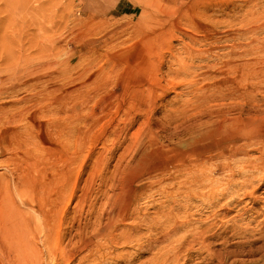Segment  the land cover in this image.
<instances>
[{"label":"rangeland","instance_id":"rangeland-1","mask_svg":"<svg viewBox=\"0 0 264 264\" xmlns=\"http://www.w3.org/2000/svg\"><path fill=\"white\" fill-rule=\"evenodd\" d=\"M188 1L189 0H0V191H1L0 196L3 197L5 194L7 195V197L2 198V199L5 198L4 199L5 201L3 202V204H8V202L10 200L12 206H14V210L17 212L15 214V216H18L20 218V226H21L20 228L22 229L21 239L23 240V242L21 240V243L19 244V245H21L20 246L21 248L16 247V250L18 248L21 249L24 254L26 253V256H27L29 254L27 251L24 252L25 249L32 250V251L35 249V251L36 252L38 251L37 253H39L38 255H40V257H41V258L39 257L40 258L39 264H53L52 260H53L54 256L55 255L58 256L61 254V253H59L60 252L59 249L61 250L62 246H65L67 244L70 235L77 233L79 231L80 227H81V229H84V226H83L84 223L86 226L85 228H88L89 230H91L90 225H92L91 220L93 219V217L90 216L91 215L90 210H91V207L93 205L90 208L86 205L84 207L85 209H83L82 211L79 212V214L76 217L77 220L75 219V221H78V218H80L81 221L80 220L79 221L80 222L84 221V222L83 223L79 222L80 223L79 226H77V222H75L74 226L72 228L66 226V225H68V223H67V221H65V218H67V217L69 218L75 214V212H73L74 211L73 207H74V204L76 201L75 198L71 200L72 204L70 203V206L66 205V201H64L63 204L62 203L60 204L59 202H57L56 205H53V206L48 205V207L45 208L44 211L39 208V206L41 204L44 205L47 203V200L43 199V197H42V195L46 196V193H44L42 189H43V186L45 188V186L49 182V179L54 175L53 174V166L56 165V167L58 168L60 165L63 164V162L60 159L59 160L61 162H57V163L54 162V159H56V156L60 157L59 156L61 154L60 150H83L82 151L83 152L82 159L77 164V167H79V165H80L81 173H82V174L79 173V181L78 182L80 185L78 183H77V185L82 187L83 183H85L86 179H88V187L90 188L89 190L91 192V200L93 199V194H94V197H95L94 201H97L96 208H97V206H99L98 209L100 210V206H101V208L103 206H105L104 204H105V197H106L105 195L102 194V191L104 188L103 189H101V188L105 186V183L102 181L101 177L105 174L110 175L112 172H114L115 167L118 166L115 164L118 160L117 154H119V152H121V150H133V149L135 150V145L133 144L135 142L131 143L133 138H134L133 141L136 140L135 138L140 139V137L144 133L141 136H139V135L145 131H147L146 133H148L147 135H149L150 130L148 131L147 128L151 127V131H153L155 134L157 133L159 135L158 137L161 140H165V142L169 143L170 145H176V144L183 143L184 141L189 140L190 135L187 132L183 131L182 129H180L181 131L179 130V132L177 134H173V132H174L173 128L174 127H173V121L171 120L172 115H178L176 117V119L179 118V119H183V120H184V118L186 120V118L188 119L190 117V119L194 120L193 125L196 128H200L203 125V124L200 125L201 123H209L208 121H211V119L212 120L215 119V116H213V115L215 114V112L217 110H220V109L226 110L229 106L230 107L234 106V108H237L236 106H241V104H244V106L246 108H250V106H252L253 104H255V103L258 104V102L259 103L262 102V99H264V97H262V96H264V91H262V90H264V73L261 72V71H264V70H262V69H264V66H262V65H264V0H199V3H198V0H193V1L190 0V2H188ZM189 3H190V5L193 4L191 6H194L195 9H197V8L199 9L198 10L199 13H197L195 19H197V20L199 19L201 23L204 22V24L205 23L208 24L207 29L203 28L202 26H200L198 24H196L197 26L193 25L191 27V24L189 25V23H186L187 15L183 13V10H182V14H181L179 12L178 8L179 7H190ZM172 7L174 8L173 12H171V11H169V9H167V8L173 9ZM162 8H165L164 9L165 11L162 10ZM204 9H205V11H204ZM201 10H203L204 14L200 13ZM181 15H182V18L184 20L181 18ZM200 15L201 16L204 15V16H202L203 20H202ZM173 19L180 20V22L183 20V22H185V23L181 22V24H183L182 25L183 27L180 24L179 28L175 29L174 26L171 24ZM205 20H207L208 22H206ZM251 25H253V26H251ZM189 26H190V29H189ZM248 27L249 28L255 27V28H254V30L252 29L253 31L251 30L249 32L248 30H250L251 28L248 29ZM180 28H182V29H180ZM202 28L204 31L205 30L206 31L203 32ZM162 29H164V30H162ZM170 29L172 30V32L168 31ZM179 29L183 30V31L179 32L180 31ZM208 29H209V31H208ZM176 30H177L178 34H177V32H175ZM210 31H212V32L210 33ZM174 32H175V36H174ZM188 32H191V33H188ZM241 32L242 33L244 32L243 33L244 36L242 35ZM185 33H187V35ZM206 33H209V35L208 34L206 35ZM191 34H192V37H188V36H191ZM164 38H166V39L164 40ZM191 38H193V40ZM208 39H209V41H211V42L214 41V42H212V43L210 42V44H211L210 45ZM187 40L189 41V43ZM215 40H216V42H215ZM194 41H195V43H194ZM199 41H202V42L200 43ZM197 42L200 43L199 44L200 48H198ZM144 43L154 47L156 50V54H158V55L154 56L153 55L154 53L152 54L151 52H149ZM190 43H192L193 45L192 44H191L192 46L189 45L191 47H190V49H187V48H189L188 44H190ZM242 43H244V44H242ZM195 44H196V46H195ZM250 44L251 45L253 44L256 47L254 48V46L252 47ZM201 45L203 47H201ZM183 46L184 47L187 46V47L184 48ZM183 48L185 49V52L182 53ZM251 48L254 52L256 50L255 54L253 53L252 50H250ZM172 49L175 51H173ZM186 49L188 51H191L190 55H192V56H188L189 53H187ZM246 49H249L253 55L250 53L249 50H246ZM139 50L142 51V53H141L142 55L141 54L139 55V57H140L139 59H135L134 56L137 55L138 53H140ZM198 50L200 52H198ZM192 51H194V52H192ZM201 51L203 52V55H205L204 53H206L208 58H207V56H202ZM248 51L252 56H249ZM236 52L239 55L242 54L240 56V58L238 57L239 55ZM245 52H246V54L248 53V55H245ZM172 53H174V54H172ZM199 53H201V54H199ZM233 53H235V54H233ZM183 54L184 55L188 54V55L183 56ZM193 54H194V56H193ZM173 55L175 58L173 57ZM221 55H224V56H222V58H221L220 57ZM229 55H232V58H230L231 56H229ZM197 56H198V58H197ZM199 56L203 57L204 63L201 60L202 57L199 58ZM225 56H227L229 58H227V57L225 58ZM254 56L256 59L253 58ZM217 57H219V59ZM223 57H224V59H223ZM141 58H143V59L141 60ZM160 58H161V60H160ZM205 58L207 59V62H206ZM235 58H237V59H235ZM148 59H149V64L147 65L146 62L148 61ZM183 59H185L184 62H183ZM199 59L201 60V62L199 61ZM226 59L227 60L229 59V60L227 61ZM260 59L262 60V62H260L261 61ZM246 60L249 61V63L247 62L248 63L247 65L245 62ZM258 60H260V61H258ZM107 61H110V62H107ZM223 61H224V63H223ZM239 61H242V62L244 61L243 62V63H245L244 66L246 65L248 68H246V66L244 67L243 63L239 62ZM254 61L255 62L257 61L256 64ZM176 62H178V65ZM213 62H215V63H213ZM221 62H222V64H220ZM127 63L128 64L131 63V65L128 66ZM233 63L238 64V66L237 65L234 66ZM117 64H118V66H116ZM126 64H127V66H126ZM145 64H146L147 68L145 67ZM231 64L233 65V66H231V68L227 66V65H231ZM253 64H254V66L252 67ZM110 65L112 67H110ZM179 65H181V66H179ZM249 65H251V66L249 67ZM105 66H106V68H107V66H109V69L113 68L112 69L113 71L109 70L108 68L106 69ZM131 66L133 67L132 69L130 68ZM151 66H152V69H151ZM153 66H154V68H153ZM207 66H209V67L207 68ZM127 67H129V69H131V70H134V69L137 70L138 69L137 70L138 73L141 71H143L142 73H144V74H146L148 71H150V72L155 71V73H156V71H157L158 76L162 73L163 75L161 74L162 77H160V78H162V84H163V80L165 77H166L165 80L168 78L169 81H168V79L166 81L164 80V84L162 85L160 90L158 89V91H161V90L166 91L167 90L166 92L161 91L165 95L163 93H160L162 95H159V92L157 91L159 98H157V99L153 98V99H151L152 102H150L151 100L150 101L148 100L150 97L147 99V97H148L147 92L148 91H147V87L145 88V86H147L146 84H144V85L140 84L141 86L138 85L137 88L133 87V89H131L129 86H126L125 88H123V86L120 85L121 84L120 79L123 75H125L124 72L126 70L127 71L129 70ZM143 67H145V69H143ZM155 67L158 68V70ZM169 67H171V68H169ZM224 67H226V68H224ZM235 67H237L236 70L229 73V71L230 70L232 71L233 70L232 68H235ZM177 68L179 70L178 71L179 73L174 72V71H176ZM171 69H172V71H171ZM246 69H247L248 73L244 72L247 74L245 77L244 76L245 74L242 71H244V70L246 71ZM248 69L251 70V73L254 70H255L254 71L255 73L258 72V74H257L258 76H260V74H261V76L257 79H261L262 81L261 80L260 81L262 83H260V81L256 79L257 80V81H255L256 86L251 88L252 87L251 81L253 79H251L252 75L250 74ZM108 70H109V72H108ZM114 70H115V72H114ZM116 70L118 73H116ZM256 70H258V71H256ZM106 72H107V74H106ZM240 72H242V73H240ZM115 73H116V75H115ZM122 73H124V74H122ZM185 73H188V75H189V73H191L188 76V78H186L189 81H186L184 79V82L186 81L185 84H183V82L181 84V79H182L181 76L184 78ZM192 73L194 76L192 75ZM111 74H113V75H111ZM207 74H208V76H207ZM213 74H215V76ZM241 75H242V77L243 76L244 77L242 78ZM257 75L255 74V78L257 77ZM108 76L110 77L109 79H108ZM247 76H249V77H247ZM191 77L194 78L193 80H195V81H193L191 79ZM212 77L214 79H212ZM101 78L103 80H100ZM113 78L115 81L114 80L112 81ZM118 78H120V79H118ZM241 78H242V81L245 78V80H244L245 82L244 81L243 82L238 81V79L241 80ZM221 79H227V80L224 81L222 84H219V88L214 87L215 86L214 83H217ZM177 80L180 81L181 85L179 84V81H177ZM103 81H106V83L107 82L108 83L107 84L105 82L102 83ZM175 81H176V83H175ZM192 82H195V83H192ZM240 82H242V83H240ZM99 83H101L100 84L101 86L97 87L99 85ZM169 83H170V85H169ZM227 83H228V85L230 84L231 86H228ZM104 84H106L107 87H106V85L104 86ZM109 84H111V85H109ZM112 84L114 85L113 87H112ZM174 84L175 85L177 84V85L175 86ZM193 84H195L197 86V89H196V86L193 87ZM239 84H241V85L239 86ZM249 84H250V86H249ZM259 84H260V86H258ZM164 85L167 86L169 89L168 88L164 89V87H165ZM226 85H227V87H226ZM237 85H238V87H237ZM27 86H29V87L26 88ZM94 86L97 87L96 88L97 91L95 90ZM171 86H174V88L172 87V89H171L170 88ZM198 86H202V87L200 89H198ZM78 87H80V88L78 89ZM102 87H104L103 88L104 90L102 89ZM141 87H143V88H141ZM221 87H222V89L223 88H225V89L229 88V91L232 89L233 90H232V92H229V91H227L228 89L222 90ZM233 87H235V90ZM243 87H244V89H243ZM25 88H26V90H25ZM202 88H204V89L202 90ZM107 89L112 92V93L110 92L112 95L115 94L114 92H116V94H115L116 97L114 98V95H113L112 100L110 98V96L112 97V95L109 93V91ZM121 89H123V90H121ZM143 89H144V91H143ZM209 89H211V90L209 91ZM212 89H213V91H212ZM253 89L255 91H253ZM34 90H36V91H34ZM116 90H118V91H116ZM125 90H127V91H125ZM135 90L137 91V93H139V98L137 100H135L136 103L134 102L135 104L138 105V106H136L137 110H135L137 112L136 113L137 115L134 118V116H133L134 114H132V113H134V110H130L129 114L125 113L124 111L127 108H129L127 102L129 101V98H131V96H132L131 94L133 92H135ZM204 90H206L208 93H206V91H204ZM251 90L253 91V93H255V92L257 93V94L255 93V97L253 96V94H251ZM40 91H41V93H39ZM128 91H129V93L131 91L132 92L130 94H128ZM247 91L250 93H247ZM61 92H63L64 94H65V92H68V95L70 96V97H68V95H67V100L64 102V105H62V107L56 108L55 106H52L51 104H49V103H51V100L53 101V99H55L56 96H58ZM99 92H100V94H99ZM102 92L103 93L106 92L107 94H110V96L108 95L109 96L108 97L107 95H105L106 93L103 94ZM144 92H146V93L144 94ZM214 92H215V94H214ZM222 92H223V94H222ZM226 92L228 95L226 94ZM236 92L237 93L239 92V95ZM95 93H96V95H95ZM197 93H199V94H197ZM230 93H234V94L231 95ZM126 94H127V96L129 95L128 96L129 98L126 96ZM141 94H143V95L141 96ZM210 94H212V95H210ZM213 94H214V96H213ZM218 94H220L219 96L222 97L223 99L220 98L218 96ZM224 94H226L227 98L228 99L230 98V99L228 100ZM54 95H56V96H54ZM243 95H245V96H243ZM258 95L259 96L262 95V96H260V98H259ZM208 96H211V98ZM160 97H161V99H160ZM8 98H10V99H8ZM41 98H42L44 103H42ZM205 98L209 103L206 101V102H203V104L201 105L202 101L205 100ZM75 99H80L82 102V105H83V109L82 108L79 109V110H81L80 112H82V110H83V113H80L79 118H78L80 121L78 119L76 120L75 118H73L75 120L74 121L72 119L73 111H69V109H68L71 107V104H72L73 100H75ZM93 99H95L96 102ZM103 99H105L107 101L110 100L109 102H112V104H111L110 110L107 109V113L101 114L100 101H102ZM146 99H147V102H145ZM224 99H225V101H224ZM259 99H261V100H259ZM98 100H100V101L97 102ZM233 100H235V101H233ZM244 100L246 102H244ZM252 100H254V101H252ZM255 100H257V101H255ZM32 101H34V103H32ZM35 101L36 102L38 101V102L36 103ZM130 101H132V100H130ZM142 101L145 102V104L148 103L149 106L154 105L157 102H159V103H157L159 106L155 105V107L153 109L154 113L150 114V112L152 111V110H150L151 107L149 108V110H148V108L146 109V106H148V105H145ZM213 101H215L217 104H215V102L213 103ZM228 101H230V102H228ZM247 101H249V102H247ZM46 102H48V103H46ZM138 102H140V103H138ZM221 102H222V104L225 103L226 105H222ZM84 103H85V105H84ZM96 103L98 106L96 105ZM150 103H154V104H150ZM32 104H34V105H32ZM45 104H47L48 110H45V109H47L46 107L44 108V106H46ZM125 104H126V106H125ZM139 104L145 105V106L140 105L142 110H141V108H138ZM195 104H196V106H195ZM210 104L211 105L213 104L214 107L209 106ZM38 105H40V107ZM41 105H42V107H41ZM48 105H50V106H48ZM187 105L189 108H186ZM120 106H121V108H120ZM182 106L185 108H183ZM36 107L40 108V110L38 108V112H36L37 111ZM51 107H52V112H51ZM92 107H94L95 110H93ZM95 107L97 108V110ZM193 107H195V108L193 109ZM197 107H199V109ZM204 107L205 108L207 107V109H205ZM16 108H17V110H16ZM59 108H60V110H59ZM65 109H68L67 110L68 113ZM188 109H189V111H188ZM196 109H198V110H196ZM212 109H215V110H212ZM41 110L42 111L45 110V111L42 112ZM70 110H73V109L71 108ZM203 110H208L209 113L211 110L215 111V112L211 115H208V116H210L208 118L207 115L201 116L202 115L201 112ZM55 111L57 112V114H54V113H56ZM63 111H64V114L62 113ZM65 111H66V113H65ZM94 111H96V112H94ZM139 111H141V112L143 111V114H144V115L142 114L143 117H140L142 115H141V112H139ZM144 111H145V113H144ZM10 112H13L16 115V119L18 118L16 122H10V123L6 122L5 117ZM20 112L23 113L22 117H21ZM28 112L30 114H28ZM45 112H46V114H45ZM148 112H149V115H148ZM5 113H7V114H5ZM38 113L40 114V116ZM69 113H70V115H69ZM183 113H184V115H183ZM97 114L99 116H97ZM53 115L56 117L54 118ZM195 115H198V116H195ZM58 116L59 117L62 116V117L59 118ZM81 116H82V120H81ZM104 116H105V118H104ZM38 117H39V119H38ZM67 117H69V118H67ZM129 117H131L129 119L130 124H129V122L127 123L128 120L126 119ZM51 118H54V119H51ZM123 118H125V119H123ZM132 118H133V120H131ZM143 118H145L149 122H147ZM25 119H26V121H25ZM57 120H58V122H57ZM143 120H144V122H143ZM150 120L152 123L150 122ZM47 121H50V122H47ZM52 121L54 123H56L57 126H56V124H54V127H53ZM61 121H66V122L64 124V122H61ZM69 121H71V122H69ZM72 121L76 122L77 126H75L76 123L74 125L73 124L74 122L72 123ZM38 122H39V124H38ZM59 122L62 123V126L64 128V130H62V131H65V138H64V136H62L63 132L61 134L62 137L60 136L61 124H59L60 125L59 126L58 125ZM32 123H34V124H32ZM67 123H69L70 124L69 126H72L73 129L68 128L69 126L68 127L66 126ZM118 123L120 126H123V125L125 126V129H126V130L124 129L125 132H124V130L121 131V127H118L119 126ZM125 123H127V124L125 125ZM147 123L149 125H147ZM21 125L23 128H21ZM112 125H113L114 129H115V127L118 130L120 129L119 131L117 129H115V131L117 130L121 134L116 133V132L114 133V131L112 133V131H111V128L113 129ZM127 125L129 128H126ZM158 126H160V127L162 126V127L160 128ZM45 127H47V129ZM52 127H53V130L56 131V134H55V131L53 132V130H51ZM55 127H57V128H55ZM80 128H82V129H80ZM32 129H35L34 131H36V132L32 131ZM47 130H48V132H47ZM57 130L59 131V133ZM68 130H69V132H67ZM70 130H71V132H70ZM126 131H127V133H126ZM171 131H173V132L171 133ZM66 132L69 134L71 133L70 136L72 138ZM81 132H84V133H81ZM50 133H51V135H49ZM168 133H171L172 135L170 136V134H168ZM53 134H55L54 135L55 137L53 136ZM80 134H82V135H80ZM125 134L127 135V137ZM166 134L168 135V137L165 136ZM32 135H34V136H32ZM36 136L38 137V139ZM124 136H125V140H124ZM144 136L146 137V135H144ZM144 136H143V138H145ZM118 137L121 140H123L124 142L121 141ZM60 138H61V140H60ZM73 138H75V139H73ZM77 138L79 139L80 142L78 141ZM73 140H75V142ZM204 140L209 141V142L208 143H201L202 145L199 143L198 146H201L202 150H197L198 152H200L198 155L200 156V154H201L200 157H204V158H201L200 162L196 163V168L199 169V170H196V172H197L196 175L199 178L201 177V179H202V182L200 179V182L198 183V184H200V187H202V189L201 188L199 189V185L196 183L197 189H195V190H197L199 195L196 194L195 196H192L193 199H192V197L190 199H187V198L185 199L186 196H185V194L183 196V193H184L183 190H184V188L186 190V188L189 186V184L182 186L181 189L178 190L179 188L177 189V186H178L179 181L182 178L180 179V178H174V177H169V176L161 179L160 182L158 181L157 183H154L152 186H149V184H148L149 182H147L149 180L145 179L142 181L140 188H138L140 195H139V199L137 201H139V200L140 201L135 202V210L140 213L139 215L142 216L141 217L142 221L144 220L143 218H145L144 215L146 214V218H145L146 222L144 221L142 223H139V225H140L139 228H141L142 226L143 227L135 233L138 235L140 232L139 236L140 237L142 236L143 239L145 238L144 243H143L144 246L142 244L141 247H137V246H135L134 242H130V243H128L130 245H119V250H116L118 252H123L125 250L126 251L128 250V252H129L128 258L129 257L131 258L130 261L132 259H134L135 264H138L141 262L144 263L145 258H146V260L150 259V255H152V256L155 255L154 251L155 250L158 251V249H159V252H156V256L162 255L164 257L166 255V257L169 258V259L167 258V260L169 261L172 259V261H170V262L167 261L165 263L166 264H168V263L172 264L171 262H173V264H174L173 258H170V256L173 257L174 251L172 250V252H171V250H169L170 247H171L170 249H172V247L174 245H178L179 242H175L176 244H174V241H178V240L182 239L186 233H187L186 235H188V236H185L184 238H187V237L189 238V237H191L193 231H195L197 229L199 231V229H200L199 227H201V226H202L201 229L204 228L205 225L208 223L207 221H209V220H207L208 219L207 212L210 213V211H212V209L214 208V204H216V202L220 201L221 199L222 200L219 202L220 204L222 203V201L225 202L226 198L228 199V197L230 195H232L233 193H235V191L237 189H239L238 186H236V187H238L237 189L235 187H233L234 189H232L231 187L233 185L229 186V184H226V182L227 183L232 182L233 180L235 182H237L238 179L241 178V176H243V174H245V175L241 179L243 180V182H247L248 180L253 178V176L256 175V173H257L256 170L252 167L251 163H249V161H248L249 159H252L254 157V155H256V153L253 150H249L247 152V154L245 152H243L244 153L243 155H242L241 151H238L237 153L236 152L232 153L231 151H229V152L225 151V154H222V153H219L220 150H217L218 147L219 148L223 147L224 150H227L228 147L231 146L230 145L231 143H228V142L222 143V144H219V146H214L215 147L214 148L212 146L213 139H212V141L209 140V138L204 139ZM39 141H41L42 143ZM80 143L82 144V146ZM130 144H131V146H130ZM34 148H35V150H34ZM111 149L115 150V151H113V152H115L114 153L115 155L114 154L110 155V156L108 155L107 157L103 158L104 164H102V162H98V163L94 162L97 154L100 151L111 150ZM209 150L210 151L212 150V151L210 152ZM95 152H96V156H95ZM249 152L251 155L249 154ZM240 154L242 156H240ZM90 155H91V157H90ZM226 155L229 156L230 158H228ZM66 156L68 157V155H66ZM205 156L207 157V159L205 158ZM220 156L221 157L223 156L222 158L224 160L226 159V161H224ZM235 156L237 158H233ZM244 156H247V157L245 158ZM87 157H89V158H87ZM218 157H219V159L220 158L221 159L219 160ZM240 157H242L243 159L242 158L240 159ZM63 159L65 160V158H63ZM236 159H238L237 163H239L241 160H242L241 162H243V163L240 162L241 165L240 164L237 165L235 162ZM92 160H94V161H92ZM104 160L106 162H104ZM212 160H213V163H211ZM222 160L224 161V163ZM214 161L215 162L217 161V163H216L217 165H214L215 164ZM66 162L69 163L68 159L66 160ZM92 162L94 163V165ZM208 162H210V164ZM199 163H201L202 165L200 166ZM221 163H223L224 165ZM225 163H226V165H225ZM198 164H199V166H197ZM231 164L233 167L231 166ZM246 164H247V166L249 165V167H247ZM113 165H114V168H113ZM221 165H223V166L220 167ZM227 165H229V167L231 169H229L227 167ZM235 165H237V166H235ZM98 166H101V167H98ZM202 166L203 167L205 166L204 167L205 169ZM209 166H212V167L209 168ZM240 166H242V167L239 168ZM74 167L76 168L75 165H74ZM103 167H104V169H103ZM200 167L202 168L201 169L202 172L200 171ZM235 167L238 168L239 170L236 169ZM208 168L210 169V172L208 171L209 170ZM244 168H247L249 172L251 171V173H249V172L246 173L247 169H244ZM34 169H35V171H34ZM235 169H236V171H235ZM212 170H213V172H212ZM222 170H224V171H222ZM233 170H234L235 174L233 173ZM241 170H243V171L246 170V171L244 173L242 171V173H243L242 174ZM254 170H255V172H254ZM228 171H230V172H228ZM11 172L14 174H12ZM104 172H105V174H104ZM17 173H19V174H17ZM97 173H98V176H97ZM232 173L234 174V176ZM100 174H103V175L101 176ZM227 174H228V176H227ZM236 175L237 176L239 175L240 177L239 176L237 177ZM250 175L252 176L251 178L248 177ZM35 176H36V178H35ZM209 176L210 177L212 176L213 178L212 177L210 178ZM99 177H100V179H99ZM220 177H221V179H224V180L222 181L221 179H219ZM82 178L83 179L85 178V179L83 180ZM178 179H180V180H178ZM216 179H217V181H216ZM225 179H226V181H225ZM212 180L214 181V183L216 185H214V184L210 185L211 182L213 183ZM240 180L237 182V184L243 183ZM4 181H5V183H4ZM83 181H85V182H83ZM2 182H3V184H2ZM208 182H210V183H208ZM41 183H42V185H41ZM176 183H177V186H176ZM201 183H203L205 185V187H203L204 185ZM205 183H207L208 187L206 186ZM7 185H8V187H7ZM98 185H100V186H98ZM223 185L226 186V187L224 186V188H227V190L223 188ZM209 186H211V187L209 188ZM219 186H221V187H219ZM91 187H93V188H91ZM150 187H152V188H150ZM161 187H164V190L166 192ZM172 187H174L175 190H174V188L172 189ZM105 188H106V186H105ZM182 188H183V190H182ZM217 188L221 189L222 191L225 190L224 192L226 193V195H229V196L226 197V195H225L224 197L220 198L219 200H216L217 198L211 199V197L201 196L204 193L206 195L210 189L215 191V190H217ZM230 188H231V190H230ZM100 189H101V191H100ZM161 189L163 190V192L159 191ZM168 189H171V190H168ZM176 189H177V191H176ZM206 189H208V190H206ZM262 189H264V185H262L261 188L257 191V194H258V192H260L259 193L260 200L257 201L256 203H254L251 206V209L249 211H247L245 213V215L243 213L244 218L242 216L239 217L238 213L236 212L239 210V207L233 208V210H232L233 212L231 211L232 213L230 212L229 213L230 215L228 214L229 216L227 215V216H225L226 218L224 217V219H228V220H230L234 217L235 218V220H234L235 224H237L239 228H242V230H243L242 226H245V224L248 223L247 230L245 228V232H243L244 231L243 230L242 231L243 233L241 232L240 234L236 235V238L234 236V238L230 239V235H231V237H233L231 234L233 232H231V228L229 227L225 233L226 239L229 238L228 240L232 242V240H234V239L238 240L240 237L239 240H241L243 238L242 236L244 235V233H247V236H249L250 238L253 236L251 239L257 237V238H255V239H257L256 245L260 244L261 240H259L258 237L260 236V232L262 230H264V229L260 230V228H264V226H262V225H264V221H261V220H264V200H262V199H264V193H262V191H264V190H262ZM173 190L176 191L177 194ZM200 190L201 191L203 190V192H200ZM16 191H18L17 194H16ZM96 191L98 193H96ZM180 191H181V195H179ZM79 192L77 191V194ZM167 192H168V194H166ZM173 192H174V194H173ZM231 192H232V194H231ZM144 193H146V194L144 195ZM244 193H245V191L243 190L242 192L239 191L238 194H240L241 197L243 196L242 198H243V200L245 199L244 201H246L247 204H250L249 201L246 200L248 198L244 197L245 196ZM98 194H99V197H98ZM17 195H19V196H17ZM102 195L104 197H102ZM166 196L168 198H165ZM199 196H201V197H199ZM1 197H0V199H1ZM100 197L102 199H100ZM179 197H181V199H179ZM195 197H196V199H195ZM103 198H104V200H103ZM176 198L179 201H176L175 200ZM200 199L203 202L200 201ZM91 200H89V201H91ZM102 200H103V202H101ZM182 200L183 201L186 200V202L184 201V204H183ZM167 201L169 204L167 203ZM188 201H189V203L187 204ZM209 201L212 203V206H211V203H209ZM177 202H179V203H177ZM181 202H182V204H181ZM206 202H208V203H206ZM102 204H103V206H102ZM179 204H181V205H179ZM185 204L188 205L189 207H187V206L185 207ZM208 204L210 205V207ZM244 204H245V202H243L241 205H238V206L241 207ZM62 205H63V207H62ZM72 205H73V207H72ZM168 205H169L170 209H169V207H165ZM171 205L172 206L175 205V206L171 208ZM183 206H184V208H183ZM177 207L179 210L177 209ZM167 208L170 210V212H172L171 217L176 218L177 222L176 221L175 222L177 224L180 223V225L177 227L178 229H175V230H179V232L177 233V231H175L173 229H169V227L172 228V226L174 225V224L171 225V221L168 222V223H170V224H168L170 226H168L167 224H166L167 226L165 224L162 225V226H165V228L167 227V229H165L164 227L162 228L161 224L158 225L162 228L161 229L162 232H160V230H159L160 227H157L156 229H152V230L148 229V227H150V226L147 223H149V222L153 223L152 219L157 218V216H160L161 212L163 213V214L161 213L162 215H167V214H165V211L167 210ZM180 208H182V209H180ZM210 208H212V209H210ZM162 209H163V211H162ZM185 209L188 210V213H186L187 210H185ZM56 210H58V211L56 212ZM175 210H176V212H175ZM180 210H182V211H180ZM155 211H156V213H155ZM158 211H160V212H158ZM81 212H83V215L85 213V215L83 216ZM157 212H158V215H157ZM240 212H242V211H240ZM167 213H169L168 210H167ZM183 213L186 215L184 216ZM234 213H235V215L233 216ZM37 214L38 215L40 214V215L36 216ZM152 214L153 215L155 214V215L152 217ZM176 214L180 215V217H178V215H176ZM169 215L170 214H168V216ZM182 215H183V219L185 221L181 218ZM254 215L256 217H253ZM205 216H207V219L204 220ZM40 217H42V219ZM84 217H87V219L86 218L84 219ZM148 217L151 218L150 221H149ZM200 217L202 218V221L200 220L201 219ZM251 217L256 218V220H254ZM37 218H39V220ZM178 218L179 219L181 218L180 221L183 220L184 222L183 221L180 222ZM190 218H192V219L194 218L193 221L192 220L190 221ZM238 218H239V221H238ZM249 218H250V220H249ZM22 219H23V221H22ZM236 219H237V221H236ZM251 219H253V220H251ZM45 220H46V222H45ZM174 220L175 219L172 220L173 223H174ZM197 220L199 221V223L204 222L205 225L202 223L198 224ZM244 220H246L247 222H245ZM39 221H41L42 223ZM89 221H91V222H89ZM118 221L121 222V220H118ZM188 221L190 222V223H188V225L190 224L188 226V227H190L189 228L190 233H189V229H188L187 223H186ZM241 221H244L245 224H242L243 222H241ZM230 222H232V221L230 220ZM230 222H229V224H231ZM63 223L66 225H64ZM88 223H89V226H88ZM144 223H146V224H144ZM181 223H183V224L181 225ZM194 223H195V225H194ZM41 224L45 225L47 229L45 228V226L44 227H43V225L41 226ZM48 224L50 226H48ZM141 224H144V225H141ZM249 224H251V226H249ZM63 225H64V227H63ZM196 225H199V226L197 227ZM180 227H182V230ZM192 227H193V229H191ZM48 228H49V230H48ZM168 229H169V231H167ZM126 230H128L127 227H124V228L120 227L117 230V232H119V233L125 232ZM146 231H147V233H146ZM155 231L158 232V233L156 232L158 235H156ZM174 231H175V234L172 235L171 233ZM185 231H186V233H185ZM257 231L258 232L260 231V232L258 233ZM49 232H50V235H48ZM108 232H109V228L106 230V232H104L102 234L101 237L102 238L105 237ZM169 232H170V235H169ZM62 233H66V234L64 236H62ZM159 233H161V234H159ZM228 233H230V234H228ZM251 233H252V235H251ZM147 234H149V235H147ZM166 234H167V236H166ZM241 234H242V236H239ZM26 235H27V237H26ZM160 235L163 237L164 240L161 238ZM174 235L176 237L178 235L179 236L181 235V236L179 239H177L174 237ZM28 236H29V238H28ZM31 236H32V238H30ZM148 236H151V238H153V237L158 238L160 236L159 239H157V240L159 242H161L160 239H162V242L164 241V243L162 244L163 246L158 241L156 242L157 244L155 242H152V244H150L149 241L148 242L146 241L147 243H149V246H148V244L145 243V240ZM170 236L173 238V240L171 239ZM36 237L40 238V243H39V238L37 239ZM45 238L47 239V241L45 240ZM168 238H169V240H168ZM30 239H34L35 243L31 245V243L34 242V240H30ZM48 239L50 240L49 242H48ZM165 239L168 241H165ZM170 239L172 242L170 241ZM76 240H77L76 238L75 239L73 238L72 244H75ZM41 241H43V243H45L44 245L42 243L43 246H45V245L46 246L49 245V246H47V248H46V246L43 248V246H41ZM62 241H63V243H61ZM219 241L217 240L216 242L219 243ZM169 242H171V244ZM167 243H168V245L170 244L169 247H168V245H166ZM131 244H132V247H131ZM154 244L157 246L158 249L155 246L153 247ZM172 244H173V246H171ZM36 245H38V246H36ZM150 245L152 246L151 248H150ZM158 245H159V247H158ZM59 246H60V248H59ZM70 246L71 245H68L67 247L70 248ZM23 247L25 249H23ZM37 247L39 248L40 251L42 250V252L44 250V253L42 255H41V252L38 250ZM135 247H137V248L135 249ZM143 247H144V249H143ZM145 247H146V250H145ZM161 248H164L165 251L160 250ZM50 249H51V251H53V254H51V256H49V252H48V251H50ZM107 249H108L107 246L104 245L102 248H100L97 251V253L100 252L99 253V255H100V254L104 253ZM148 249H150V250H148ZM152 249L153 250L155 249V250L153 252H151ZM22 251L20 253H22ZM130 252L132 254H130ZM134 253H136V255L138 257ZM157 253H159V254L157 255ZM29 256H30V259H27V258L24 259L25 263L27 261H29L27 263L31 264L32 262L36 261V260H31L32 256L31 255H29ZM29 256H28V258H29ZM152 256H151V258H152ZM16 257L18 258V256L15 255L14 260L16 259L17 262L14 261L13 259L12 260L10 259L9 260L10 262H9L6 259L8 261V263L6 261H4L5 264H15V263L16 264H20V263L24 264V262L23 263L20 262V260H19L20 258L17 260ZM257 257H258V254L254 255V256H242V258L245 259L244 264H253V263H251V261L253 260V258L256 259ZM128 258H126L125 260L116 259L117 261L115 259L114 260L112 259L114 263L112 262V260L108 261L107 259L102 258L100 260V262L91 261V263H90L88 261H85V264H99V263L105 264V262H107L109 264H115V263L127 264L126 262L129 261ZM192 258L194 260L193 256L189 259L187 258L188 263H190V264L194 263ZM190 259L192 260V262L190 261ZM146 260H145V262H146ZM1 261H0V264H4L3 260H1ZM59 261H60L59 264H68V263L69 264H72V263L77 264L78 263L77 258L74 261H70L69 260V253L65 252V251H64L63 257H60ZM196 262H197V259H196ZM35 264H38V263H35ZM152 264H155V263H152Z\"/></svg>","mask_w":264,"mask_h":264},{"label":"bare ground","instance_id":"bare-ground-1","mask_svg":"<svg viewBox=\"0 0 264 264\" xmlns=\"http://www.w3.org/2000/svg\"><path fill=\"white\" fill-rule=\"evenodd\" d=\"M193 1V0H192ZM191 1V2H192ZM177 2V1H176ZM188 2H190V0L188 1ZM195 2V1H194ZM193 2V3H194ZM180 3V2H179ZM187 3V2H186ZM196 3V2H195ZM198 3H199V0H198ZM197 3V4H198ZM177 4V3H176ZM188 4V3H187ZM189 5H190V3H189ZM191 5H193V4H191ZM190 5V7H179L178 9H179V12L182 14V10H183V13L184 14H186L187 15V17H186V23H189V25L191 24V27L193 26V25H195V26H197L196 24H198V25H200V26H202L203 28H206L207 29V25L208 24H204V22H200V20L198 19H195L196 18V15H197V13H199L198 12V8L197 9H195V7L194 6H191ZM185 6V5H184ZM173 8V7H172ZM165 8H162V10H164ZM167 9H169V11H171V12H173L174 11V8L173 9H170V8H167ZM177 9V10H178ZM161 10V11H162ZM165 11V10H164ZM168 11V12H169ZM204 11H205V9H204ZM163 12V11H162ZM164 13V12H163ZM200 13H203V10H201L200 11ZM168 14V13H167ZM204 14V13H203ZM178 15V14H177ZM201 16V15H200ZM202 16H204V15H202ZM201 16V18H202V20H203V17ZM169 17V16H168ZM176 17V16H175ZM180 17V16H179ZM181 18H182V15H181ZM179 19V18H178ZM183 19V18H182ZM169 20V19H168ZM184 20V19H183ZM183 20L181 21V22H183ZM206 22H208L207 20H205ZM181 22H180V20H175V19H173V21H172V25L174 26V28L176 29H178L179 28V26H180V24H181ZM183 23H185V22H183ZM170 24V23H169ZM183 24H181V26H182ZM171 26V25H170ZM172 26V27H173ZM187 26V25H186ZM251 26H253V25H251ZM183 27V26H182ZM194 28V27H193ZM198 28V27H197ZM203 28H202V30H203ZM251 28V27H250ZM249 27H248V29H250ZM255 28V27H254ZM254 28H251L250 30H248L249 32L253 29L254 30ZM180 29H182V28H180ZM179 29V30H180ZM189 29H190V26H189ZM212 29V28H211ZM210 29V30H211ZM162 30H164V29H162ZM161 30V31H162ZM214 30V29H213ZM247 30V29H246ZM252 30V31H253ZM167 31V30H166ZM168 31H171L172 32V30L170 29V30H168ZM181 31H183V30H180L179 32H181ZM206 31V30H205ZM204 30H203V32H205ZM208 31H209V29H208ZM175 32H177V30L175 31ZM175 32H174V36H175ZM193 32V31H192ZM202 32V33H203ZM212 31H210V33H211ZM240 32V31H239ZM152 33V32H151ZM157 33V32H156ZM160 33V32H159ZM158 33V34H159ZM164 33V32H163ZM188 33H191V32H188ZM242 33V32H241ZM244 33V32H243ZM243 33H242V35H243ZM253 33V32H252ZM149 34V33H148ZM147 34V35H148ZM171 34V33H170ZM177 34H178V32H177ZM176 34V35H177ZM186 35H187V33H185ZM209 35V33H206V35ZM248 34V33H247ZM146 35V34H145ZM156 35V34H155ZM182 35V34H181ZM203 35V34H202ZM251 35V34H250ZM183 36V35H182ZM185 36V35H184ZM244 36V35H243ZM252 36V35H251ZM250 36V37H251ZM155 37V36H154ZM159 37V36H158ZM161 37V36H160ZM172 37V36H171ZM188 37H192V34H191V36H188ZM205 37V36H204ZM210 37V36H209ZM173 38V37H172ZM166 38H164V40H165ZM192 40H193V38H191ZM214 39V38H213ZM189 40V39H188ZM187 40V41H188ZM212 40V39H211ZM251 40V39H250ZM207 41V40H206ZM205 41V42H206ZM208 41H209V39H208ZM207 41V42H208ZM193 42V41H192ZM200 43L202 42V41H199ZM210 42L211 41H209V44H210ZM212 42H214V41H212ZM211 42V43H212ZM215 42H216V40H215ZM253 42V41H252ZM188 43H189V41H188ZM194 43H195V41H194ZM200 43H198L197 42V44H198V48H200L199 47V44ZM204 43V42H203ZM250 43V42H249ZM257 43V42H256ZM145 44V43H144ZM192 43H190V44H188V46L189 45H191ZM205 44V43H204ZM207 44V43H206ZM214 44V43H213ZM242 44H244V43H242ZM146 45V48L148 49V51L149 52H151L154 56H156V55H158V54H156V50H155V48L154 47H152L151 45H148V44H145ZM193 45V44H192ZM191 45V46H192ZM211 45V44H210ZM251 45V44H250ZM191 46H189V48H187V49H190V47ZM195 46H196V44H195ZM252 47L254 46L253 44L251 45ZM182 47V46H181ZM180 47V48H181ZM184 47V46H183ZM187 47V46H186ZM186 47H184V48H186ZM201 47H203L202 45H201ZM206 47V46H205ZM256 46H254V48H255ZM96 48V47H95ZM182 49V53L183 52H185V49ZM186 49V51H187V53H189V55L188 54H183V56H192V55H190V52L191 51H188ZM193 49V48H192ZM173 50V49H172ZM184 50V51H183ZM200 50V49H199ZM198 50V52H200ZM202 50V49H201ZM246 50H249V49H246ZM245 50V51H246ZM250 50H252V48L250 49ZM249 50V51H250ZM140 51V50H139ZM173 51H175V50H173ZM178 51V50H177ZM249 51H248V53H249ZM253 51V50H252ZM159 52V51H158ZM179 52V51H178ZM192 52H194V51H192ZM247 52V51H246ZM246 52H245V55H248V53L246 54ZM255 52H256V50H255ZM255 52L253 51V53L255 54ZM142 53V51H140V53H138L137 55H135L134 57H135V59H139L140 57H139V55ZM148 53V52H147ZM177 53V52H176ZM202 53V54H201ZM201 53H199V54H201L202 56H207L206 55V53H204L205 55H203V52L201 51ZM231 53V52H230ZM237 53V52H236ZM250 53L252 54V52L250 51ZM249 53V56H252L251 54ZM150 54V53H149ZM148 54V55H149ZM172 54H174V53H172ZM232 54V53H231ZM233 54H235V53H233ZM238 54V53H237ZM142 55V54H141ZM239 55V54H238ZM242 54H240L238 57L240 58V56H241ZM244 55V54H243ZM118 56V55H117ZM152 56V55H151ZM176 56V55H175ZM193 56H194V54H193ZM202 56H199V58L200 57H202ZM222 56H224V55H221L220 57L222 58ZM229 56H231L230 58H232V55H229ZM234 56V55H233ZM150 57V56H149ZM172 57V56H171ZM173 57H174V55H173ZM227 56H225V58H226ZM237 57V58H238ZM257 57V56H256ZM175 58V57H174ZM185 58V57H184ZM192 58V57H191ZM197 58H198V56H197ZM207 58H208V56H207ZM218 59H219V57H217ZM220 58V59H221ZM227 58H229V57H227ZM237 58H235V59H237ZM253 58H255V56L253 57ZM143 58H141V60H142ZM165 59V58H164ZM206 59V58H205ZM223 59H224V57H223ZM250 59V58H249ZM256 59V58H255ZM258 59V58H257ZM109 60V59H108ZM155 60V59H154ZM160 60H161V58H160ZM181 60V59H180ZM184 60L185 59H183V62H184ZM201 60H202V62H203V57L201 58ZM201 60L199 59V61L201 62ZM227 60V59H226ZM229 60V59H228ZM227 60V61H228ZM261 60V59H260ZM260 60H258V61H260ZM205 61V60H204ZM222 61V60H221ZM107 62H110V61H107ZM106 62V63H107ZM114 62V61H113ZM112 62V63H113ZM175 62V61H174ZM180 62V61H179ZM206 62H207V59H206ZM239 62H242V61H239ZM244 62V61H243ZM242 62V63H243ZM246 62V65L249 63V61H245ZM248 62V63H247ZM252 62V61H251ZM255 62V61H254ZM253 62V63H254ZM257 62V61H256ZM256 62H255V64H256ZM260 62H262V60L260 61ZM147 63V65L149 64V59H148V61L146 62ZM177 63V65H178V62H176ZM181 63V62H180ZM204 63V62H203ZM213 63H215V62H213ZM223 63H224V61H223ZM230 63V62H229ZM237 63V62H236ZM109 64V63H108ZM128 64V63H127ZM127 64H126V66H127ZM154 64V63H153ZM156 64V63H155ZM169 64V63H168ZM220 64H222V62L220 63ZM234 64V66L235 65H237L238 66V64H235V63H233ZM240 64V63H239ZM244 64L245 63H243V66H244ZM260 64V63H259ZM112 65V64H111ZM110 65V67H112ZM129 65H131V63H129L128 64V66ZM205 65V64H204ZM245 65V66H246ZM116 66H118V64L116 65ZM115 66V67H116ZM179 66H181V65H179ZM196 66V65H195ZM228 67H230L231 68V66H233L232 64L231 65H227ZM226 66V67H227ZM242 66V65H241ZM242 66V67H243ZM244 66V67H245ZM251 65H249V67H250ZM254 66V64L252 65V67ZM262 66H264V65H262ZM103 67V66H102ZM114 67V66H113ZM145 67L147 68V66H146V64H145ZM145 67H143V69H145ZM201 67V66H200ZM209 66H207V68H208ZM226 67H224V68H226ZM243 67V68H244ZM105 68H106V66H105ZM107 68L109 69V66H107ZM106 68V69H107ZM128 69H129V67H127ZM131 69L133 68L132 66L130 67ZM153 68H154V66H153ZM156 68V67H155ZM169 68H171V67H169ZM203 68V67H202ZM213 68V67H212ZM236 68L237 67H235V68H232L233 70L231 71H229V73H231V72H233V71H235L236 70ZM246 68H248L247 66H246ZM255 68V67H254ZM253 68V69H254ZM113 69V68H112ZM112 69H109V70H112ZM115 69V68H114ZM117 69V68H116ZM131 69H129L128 71L126 70L124 73H125V75H123L122 77H121V79L120 78H118V79H120V81H121V86H123V88H125L126 86H129L131 89H133V87H135V88H137L138 87V85L139 86H141L140 84H146L147 86H145V88L147 87V93H148V97H147V99L150 101L151 99H157V98H159L158 97V94H157V91H158V89L160 90L161 89V87H162V85L164 84V80H165V78H164V80H163V84H162V78H160V77H162L161 76V74L158 76V73H157V71H156V73H155V71L154 72H150V71H148L146 74H144V73H142L143 71H141V72H137V70H131ZM151 69H152V66H151ZM157 70H158V68H156ZM198 69V68H197ZM239 69V68H238ZM242 69V68H241ZM250 69V68H249ZM248 69V70H249ZM109 70H108V72H109ZM169 70V69H168ZM201 70V69H200ZM220 70V69H219ZM260 70V69H259ZM262 70H264V69H262ZM113 71V70H112ZM133 71V72H132ZM152 71V70H151ZM170 71V70H169ZM171 71H172V69H171ZM179 70H178V68L176 69V71H174V72H178ZM216 71V70H215ZM253 71V70H252ZM255 71V70H254ZM252 72L251 73V70H249V72H250V74L252 75V78L251 79H253L252 81H251V88H253L254 86H256L255 84V81H257V80H261V79H257V78H259L260 76H261V74H260V76H258L257 74H258V72ZM256 71H258V70H256ZM261 71V70H260ZM114 72H115V70H114ZM113 72V73H114ZM161 72V71H160ZM197 72V71H196ZM218 72V71H217ZM226 72V71H225ZM228 72V71H227ZM243 73L244 72H247V69H246V71L244 70V71H242ZM242 72H240V73H242ZM262 73H264V71H261ZM87 73V72H86ZM104 73V72H103ZM116 73H118L117 72V70H116ZM116 73H115V75H116ZM124 73H122V74H124ZM154 73V74H153ZM179 73V72H178ZM228 73V74H229ZM248 73V72H247ZM106 74H107V72H106ZM105 74V75H106ZM191 73H189V75H190ZM197 74V73H196ZM245 75V77H246V73H244ZM255 74L257 75V77L255 78ZM102 75V74H101ZM111 75H113V74H111ZM163 75V74H162ZM184 75V74H183ZM188 73H185V77L183 78L181 75V78L183 79H181V84H182V82H183V84H185V82L186 81H189V80H187L186 78H188ZM192 75H193V73H192ZM211 75V74H210ZM214 76H215V74H213ZM212 75V76H213ZM243 75V74H242ZM242 75H241V77H242ZM250 75V76H251ZM107 76V75H106ZM194 76V75H193ZM192 76V77H193ZM207 76H208V74H207ZM240 76V75H239ZM243 76V77H244ZM126 77V78H125ZM179 77V76H178ZM191 77V79L193 80L194 78H192ZM211 77V76H210ZM242 77V78H243ZM247 77H249V76H247ZM66 78V77H65ZM107 78V77H106ZM110 77L108 76V79H109ZM115 78V77H114ZM114 78L112 79V81L114 80ZM208 78V77H207ZM218 78V77H217ZM242 78H241V80H239L238 79V81H242ZM96 79V78H95ZM105 79V78H104ZM116 79V78H115ZM168 79V78H167ZM166 79V80H167ZM184 79L186 80L185 82H184ZM212 79H214L213 77H212ZM232 79V78H231ZM236 79V78H235ZM234 79V80H235ZM247 79V78H246ZM257 79V80H256ZM100 80H103L102 78L100 79ZM165 80V81H166ZM227 79H221L220 81H218L217 83H214V87H217V88H219V84H222L224 81H226ZM237 80V79H236ZM244 80H245V78H244ZM243 80V81H244ZM97 81V80H96ZM108 81V80H107ZM115 81V80H114ZM119 81V80H118ZM117 81V82H118ZM168 81H169V79H168ZM172 81V80H171ZM177 81H179V80H177ZM193 81H195V80H193ZM209 81V80H208ZM211 81V80H210ZM242 81V82H243ZM262 81V80H261ZM260 81V83H262ZM106 83V81H103L102 83ZM111 82V81H110ZM173 82V81H172ZM197 82V81H196ZM242 82H240V83H242ZM245 82V81H244ZM97 83V82H96ZM95 83V84H96ZM108 83V82H107ZM106 83V84H107ZM120 83V82H119ZM171 83V82H170ZM170 83H169V85H170ZM175 83H176V81H175ZM191 83V82H190ZM192 83H195V82H192ZM210 83V82H209ZM238 83V82H237ZM94 84V85H95ZM101 83H99V85L97 86V87H99V86H101L100 85ZM106 84H104V86L106 85ZM172 84V83H171ZM179 84H180V81H179ZM180 84V85H181ZM232 84V83H231ZM258 84V83H257ZM42 85V84H41ZM109 85H111V84H109ZM116 85V84H115ZM118 85V84H117ZM142 85V86H143ZM168 85V86H169ZM173 85V84H172ZM175 85V84H174ZM177 85V84H176ZM175 85V86H176ZM198 85V84H197ZM203 85V84H202ZM227 85H228V83H227ZM227 85H226V87H227ZM235 85V84H234ZM241 84H239V86H240ZM243 85V84H242ZM96 86V85H95ZM94 86V88H95V90H96V88L97 87H95ZM114 85L112 84V87H113ZM165 86V85H164ZM163 86V87H164ZM191 86V85H190ZM189 86V87H190ZM194 86H196L195 84H193V87ZM225 86V85H224ZM228 86H231L230 84L228 85ZM247 86V85H246ZM249 86H250V84H249ZM258 86H260V84L258 85ZM257 86V87H258ZM29 86H27L26 88H28ZM106 87H107V85H106ZM166 87V88H165ZM164 87V89H167L168 87L167 86H165ZM172 87L174 88V86H171L170 88L172 89ZM202 86H198V89H200ZM207 87V86H206ZM237 87H238V85H237ZM256 87V88H257ZM26 88H25V90H26ZM60 88V87H59ZM80 87H78V89H79ZM104 87H102V89H103ZM141 88H143V87H141ZM192 88V87H191ZM208 88V87H207ZM206 88V89H207ZM234 88V90H235V87H233ZM242 88V87H241ZM240 88V89H241ZM261 88V87H260ZM30 89V88H29ZM106 89V88H105ZM129 89V88H128ZM169 89V88H168ZM196 89H197V86H196ZM204 88H202V90H203ZM221 89H222V87H221ZM223 89H225V88H223ZM222 89V90H223ZM228 89V90H227ZM227 89H225V90H227V91H229V88H227ZM243 89H244V87H243ZM37 90V89H36ZM36 90H34V91H36ZM104 90V89H103ZM108 90V89H107ZM119 90V89H118ZM118 90H116V91H118ZM121 90H123V89H121ZM137 90V89H136ZM135 90V92H133L130 96H131V98H129L128 96H127V94H126V96L129 98V101L127 102L128 103V107L129 108H127L124 112L125 113H127V114H129V112H130V110H134V113H132V114H134L133 116H134V118L136 117V111L135 110H137V108H136V106H138L137 104H135L136 103V101L135 100H137L138 98H139V93H137V91ZM139 90V89H138ZM141 90V89H140ZM146 90V89H145ZM201 90V91H202ZM211 89H209V91H210ZM220 90V89H219ZM221 90V91H222ZM233 90V89H232ZM232 90H230L229 92H232ZM29 91V90H28ZM60 91V90H59ZM79 91V90H78ZM97 91V90H96ZM99 91V90H98ZM109 91V93L111 92L110 90H108ZM114 91V90H113ZM125 91H127V90H125ZM142 91V90H141ZM143 91H144V89H143ZM161 91H165V90H161ZM161 91H158L159 92V95H162V94H160V93H163V92H161ZM167 91V90H166ZM165 91V92H166ZM204 91H206V90H204ZM212 91H213V89H212ZM220 91V92H221ZM239 91V90H238ZM253 91H255L254 89H253ZM253 91L251 90V94H253V96L255 97V93H253ZM262 91H264V90H262ZM73 92V91H72ZM104 92V91H103ZM102 92V93H103ZM132 92V91H131ZM130 92V93H131ZM261 92V91H260ZM39 93H41V91L39 92ZM62 93V94H61ZM58 96H56V95H54V96H56V98L55 99H53V101L51 100V103H49V104H51L52 106H55L56 108H58V107H62V105H64V102L67 100V95H68V92H65V94L63 93V92H61ZM67 93V94H66ZM79 93V92H78ZM97 93V92H96ZM96 93H95V95H96ZM106 93V92H105ZM105 93H103V94H105ZM112 93V92H111ZM110 93V94H111ZM115 94H116V92H114ZM129 93V91H128V94H130ZM142 93V92H141ZM146 92H144V94H145ZM204 93V92H203ZM206 93H208L207 91H206ZM211 93V92H210ZM217 93V92H216ZM237 93V92H236ZM235 93V94H236ZM245 93V92H244ZM247 93H250V92H248L247 91ZM56 94V93H55ZM70 94V93H69ZM72 94V93H71ZM94 94V93H93ZM99 94H100V92H99ZM110 94H105V95H109L110 96ZM115 94H113L114 95V98L116 97L115 96ZM164 94V93H163ZM197 94H199V93H197ZM214 94H215V92H214ZM214 94H213V96H214ZM222 94H223V92H222ZM226 94H227V92H226ZM226 94H224L225 96H226ZM231 95H233L234 93H230ZM238 95H239V92L237 93ZM242 94V93H241ZM257 94V93H256ZM261 94V93H260ZM98 95V94H97ZM112 95V94H111ZM113 95H112V97L110 96V98H111V100H112V98H113ZM143 94H141V96H142ZM147 95V94H146ZM154 95V96H153ZM165 95V94H164ZM203 95V94H202ZM210 95H212V94H210ZM220 94H218V96H219ZM228 95V94H227ZM237 95V96H238ZM38 96V95H37ZM108 96V97H109ZM140 96V97H141ZM199 96V95H198ZM243 96H245V95H243ZM252 96V95H251ZM259 96V95H258ZM260 96H262V95H260ZM260 96H259V98H260ZM68 97H70L69 95H68ZM97 97V96H96ZM118 97V96H117ZM197 97V96H196ZM208 97H210L211 98V96H208ZM220 97V96H219ZM249 97V96H248ZM262 97H264V96H262ZM18 98V97H17ZM16 98V99H17ZM20 98V97H19ZM39 98V97H38ZM54 98V97H53ZM95 98V97H94ZM107 98V97H106ZM126 98V97H125ZM216 98V97H215ZM220 98H222V97H220ZM226 98H227V96H226ZM8 99H10V98H8ZM15 99V100H16ZM40 99V98H39ZM50 99V98H49ZM70 99V98H69ZM109 99V98H108ZM147 99H146V101L145 102H147ZM160 99H161V97H160ZM219 99V98H218ZM223 99V98H222ZM228 99V98H227ZM230 99V98H229ZM228 99V100H229ZM262 99V98H261ZM261 99H259V100H261ZM38 100V99H37ZM41 100H42V98H41ZM40 100V101H41ZM93 100H95V99H93ZM115 100V99H114ZM122 100V99H121ZM130 100H132V101H130ZM145 100V99H144ZM203 100V99H202ZM217 100V99H216ZM236 100V99H235ZM235 100H233V101H235ZM242 100V99H241ZM240 100V101H241ZM248 100V99H247ZM22 101V100H21ZM48 101V100H47ZM69 101V100H68ZM100 100H98L97 102H99ZM110 101V100H109ZM109 101H107V100H105V99H103L102 101H100V109H101V114H104V113H107V109H109L110 110V108H111V104H112V102H109ZM123 101V100H122ZM139 101V100H138ZM207 100H206V98H205V100H203L202 101V103H201V105L203 104V102H206ZM220 101V100H219ZM224 101H225V99H224ZM232 101V102H233ZM252 101H254V100H252ZM255 101H257V100H255ZM15 102V101H14ZM36 102V101H35ZM38 102V101H37ZM36 102V103H37ZM95 102H96V100H95ZM135 102V103H134ZM143 102V101H142ZM145 102H143L144 104H145ZM150 102H152V100L150 101ZM208 102V101H207ZM215 101H213V103H214ZM218 102V101H217ZM228 102H230V101H228ZM244 102H246L245 100H244ZM247 102H249V101H247ZM32 103H34V101H32ZM42 103H44L43 102V100H42ZM46 103H48V102H46ZM138 103H140V102H138ZM156 103V102H155ZM157 103H159V102H157ZM154 104V103H150V104H154V105H148V103L147 104H145V105H148V106H146V109L148 108V110H149V108L151 107V109L150 110H152L151 112H150V114H152V113H154L153 112V109H154V107H155V105H157V106H159L158 104ZM189 103V102H188ZM209 103V102H208ZM211 103V102H210ZM224 103V102H223ZM144 104H139V107L138 108H141L140 107V105H143V106H145ZM163 104V103H162ZM199 104V103H198ZM215 104H217L216 102H215ZM214 104V105H215ZM221 104H222V102H221ZM230 104V103H229ZM236 104V103H235ZM241 104V103H240ZM249 104V103H248ZM253 104V103H252ZM251 104V105H252ZM31 105V104H30ZM32 105H34V104H32ZM37 105V104H36ZM46 106H44V108L46 107L47 108V104H45ZM84 105H85V103H84ZM96 105H97V103H96ZM95 105V106H96ZM189 105V104H188ZM188 105H187V107L186 108H189L188 107ZM200 105V106H201ZM222 105H226L225 103L224 104H222ZM221 105V106H222ZM39 107H40V105H38ZM48 106H50V105H48ZM98 106V105H97ZM122 106V105H121ZM121 106H120V108H121ZM125 106H126V104H125ZM124 106V107H125ZM194 106V105H193ZM195 106H196V104H195ZM198 106V105H197ZM199 106V107H200ZM205 106V105H204ZM209 106H211V107H214L213 106V104L211 105H209ZM232 106V105H231ZM236 106V105H235ZM39 107H36L37 108V111L36 112H38V108ZM41 107H42V105H41ZM67 107V106H66ZM113 107V106H112ZM183 107V106H182ZM191 107V106H190ZM199 107H197L198 109H199ZM210 107V108H211ZM219 107V106H218ZM217 107V108H218ZM237 108H234V106L233 107H228L226 110H222V109H220V110H217L216 112L215 111H212V110H215V109H212L211 111H210V113H209V111L208 110H203L202 112H201V116H204V115H207V117L209 118L210 116H208V115H211V114H213L214 112H215V114L213 115V116H215V119H211V121H208L209 123H201L200 125H202V127H200V128H196L194 125H193V123H194V120L193 119H190V117L187 119L186 118V120H185V118H184V120L183 119H179V118H177L176 119V117L178 116V115H172L171 116V120L173 121V129H174V132L173 131H171V133L173 132V134H177L178 132H179V130L180 129H182L183 131H185V132H187L189 135H190V139L189 140H187V141H184L183 143H179V144H176V145H170L169 143H167V142H165V140H161L158 136V134L156 133H154L153 131H151V127H149V128H147V130L150 132V134L149 135H147L148 133H146L147 131H145V132H142L139 136H141L143 133V135L140 137V139L138 138H135L136 140L135 141H133L134 140V138H133V140H132V142L131 143H133V142H135V143H133L134 145H135V150L133 149V150H121V152H119V154H117L118 155V160H117V162L115 163L116 165H118V166H116L115 167V169H114V172H112L110 175L108 174V175H106L105 174V172H104V174L105 175H103V174H100L102 177V181L105 183V186H106V188H105V186L104 187H102L101 189H103V191H102V194L103 195H105L106 197H105V206H103V204H102V208H101V206H100V210L98 209V207L99 206H97V208H96V204H97V201H94L95 199V197H94V194H93V199L91 200V192H90V188L88 187V179H86V182L85 181H83V182H85V183H83V186L82 187H80V186H78L77 185V183L79 184V173H81V167H80V165H79V167H77V164H78V162L82 159V155H83V150H60V157H57L56 156V159H54V162L55 163H57V162H63V164L62 165H60L58 168L56 167V165H54L53 166V176L49 179V182L47 183V185L45 186V188H44V186H43V192L44 193H46V196H44V195H42V197H43V199H46L47 200V203L46 204H41L40 206H39V208L41 209V210H45V208H47L48 207V205H51V206H53V205H56V203L57 202H59L60 204L62 203H64V201H66V205H69L70 206V203H71V200L72 199H74L75 198V204H74V207H73V205H72V207L74 208V211L73 212H75V214L74 215H72L71 217H67V218H65V221H67V223H68V225H66V224H64V225H66V226H68V227H70V228H72L73 226H74V223L75 222H77V226H79L80 225V223H83L84 221H82V222H80L81 221V219L80 218H78V221H75V219H76V217H77V215L79 214V212L80 211H82L83 209H85L84 207L87 205L89 208L91 207V210H90V216H92L93 217V219L91 220L92 221V225H90V227H91V230H89L88 228H85L86 226H85V223H84V229H81V227L79 228V231L77 232V233H75V234H73V235H70V237H69V239H68V242H67V244L65 245V246H62V249L60 250L59 249V253H61L60 255H58V256H56L55 254V256H54V258H53V264H59L60 263V261H59V259H60V257H63V255H64V251L65 252H68L69 253V260L70 261H74L76 258H77V264H85V261H88V262H90L91 263V261H97V262H100V260L102 259V258H105V259H107L108 261L109 260H116V259H123V260H125L126 258H128V250L126 251L125 249V251H123V252H118V251H116V250H119V245H130V244H128V243H130V242H134V244H135V246H137V247H141V245L144 243V239H143V237L141 236H139V234H140V232H139V234L137 235L135 232H137L139 229H141V228H139L140 227V225H139V223H142V222H144L145 221V218H146V214L144 215V217L145 218H143L144 220L142 221V216L141 215H139L140 213L139 212H137L136 210H135V202L139 199V195H140V193H139V189L138 188H140V186H141V184H142V181L143 180H145V179H148L149 181H147V182H149L148 184H149V186H152L154 183H157L158 181L160 182V180L161 179H163V178H165V177H167V176H169V177H174V178H182L181 180L180 179H178V180H180L179 181V183H178V186H177V183H176V186H177V189L178 190H180L181 189V187L182 186H184V185H186V184H189V186L186 188V190H185V188H184V190H183V188H182V190L184 191V193H183V196H184V194H185V199L187 198V199H190L192 196H195L196 194L197 195H199L198 194V192H197V190H195V189H197L196 188V183L198 184L199 182H200V179H201V177L199 178L197 175H196V170H199V169H197L196 168V163H198V162H200V160H201V158H204V157H200L201 156V154H200V156L198 155L200 152H198L197 150H202V148H201V146H198L199 145V143L201 144V143H208L209 141H206V140H204V139H208L209 138V140H211L212 141V139H213V143H212V146L214 147V146H219V144H222V143H231L230 145V147H228V149L227 150H224V148L222 147H218V149L217 150H220V152L219 153H222V154H225V151H231L232 153H234V152H238V151H241V153H242V155L244 154L243 152H245L246 154H247V152L249 151V150H253L255 153H256V155H254V157L252 158V159H249L248 161H249V163H251V165H252V167L256 170V175L255 176H253V178H251L252 176L250 175V176H248V177H250L251 179L250 180H248L247 182H243V180L241 179L242 177H244V175L245 174H243L245 171H243V170H241V173H242V171H243V176H241V178H239L238 179V181L240 180V181H242L243 183H239V184H237V182H235L234 180L232 181V182H226V184H229V186L230 185H233L231 188L232 189H234L233 187H235L236 189L239 187V189H237L236 191H235V193H233L232 194V192H231V194L232 195H226V193L224 192V191H222L221 189H218L217 188V190H212V189H210L208 192H207V194L205 195V193L204 194H202L201 196H203V197H211V199L212 198H217L216 200H219L220 198H222V197H224L225 195H226V197H228V199L226 198V200H225V202H223L222 201V203L220 204L219 202L222 200H220V201H218V202H216V204H214V208L212 209V208H210V209H212V211H210V213H208L207 212V216H208V219H207V216H205L204 217V220L205 219H207V220H209V221H207L208 223L205 225V223L203 222H201L202 221V218L200 219L201 221V223L202 224H204L205 225V227L204 228H202L201 229V227H199L200 229H199V231H198V229L197 230H195V231H193V233H192V235H191V237H187V238H184L185 236H188V235H186L187 233H186V231H185V236L182 238V239H180V240H178V241H174V244H176L175 242H179L178 243V245H174L173 246V244L171 245V246H173L172 247V249H170L169 248V250H171V252H172V250L174 251V254H173V257H171L170 256V258H173V260H174V264H190V263H188V260H187V258L189 259V258H191L192 256L194 257V260H193V258H192V260H193V262L195 263L196 262V259H197V262L195 263V264H244V260L245 259H243L242 258V256H254V255H257L258 254V257L255 259V258H253V260L251 261V263H255V264H264V230H262L261 232H260V236L258 237V239L259 240H261V242H260V244L259 245H256V243H257V239H255V238H257V237H255V238H253V239H251L249 236H247V233H244V235L242 236V234L241 235H239V236H242L241 238V240H239L240 239V237H239V239L237 240H232V242L231 241H229L228 239H226L225 238V233H226V231L228 230V228L230 227L231 228V232H233V233H231L232 234V236L233 237H231V235H230V239L231 238H234V236H235V238H236V235H238V234H240L243 230V232H245V228H246V230H247V228H248V223H244V221L245 222H247L246 220H244V221H241V222H243L242 224H245V226H242L243 227V230H242V228H239L238 227V225L237 224H235V218L233 217H231L232 219H230L232 222H230V220H228V219H224V217L225 216H227L232 210H233V208H238L239 207V210L238 211H236L237 213H238V216L240 217V216H242L243 218H244V216H243V213H244V215H245V213L247 212V211H249L250 209H251V206L254 204V203H256L257 201H259L260 200V197H259V193L260 192H258V194H257V191L261 188V186L262 185H264V99H262V102L261 103H259L258 102V104H253L252 106H250V108H246L245 106H244V104H241V106H236ZM73 109V110H70V109ZM83 109V105H82V102H81V100L80 99H75V100H73V102H72V104H71V107L70 108H68L69 109V111H73V116H72V119L73 118H75L76 120L79 118V115H80V113H83V110H82V112H80L81 110H79V109ZM93 108V110H95L94 109V107H92ZM96 108V107H95ZM126 108V107H125ZM183 108H185V107H183ZM195 107H193V109H194ZM205 108V107H204ZM221 108V107H220ZM42 109V108H41ZM68 109H65L66 111L68 110ZM124 109V108H123ZM145 109V108H144ZM143 109V110H144ZM145 109V110H146ZM191 109V108H190ZM198 109H196V110H198ZM205 109H207V107L205 108ZM219 109V108H218ZM16 110H17V108H16ZM39 110H40V108H39ZM45 110H48V108L47 109H45ZM45 110H43V111H45ZM59 110H60V108H59ZM64 110V109H63ZM96 110H97V108H96ZM140 110V109H139ZM141 110H142V108H141ZM147 110V111H148ZM156 110V109H155ZM23 111V110H22ZM42 111V110H41ZM42 111V112H43ZM66 111H65V113H66ZM112 111V110H111ZM188 111H189V109H188ZM195 111V110H194ZM27 112V111H26ZM41 112V113H42ZM47 112V111H46ZM46 112H45V114H46ZM51 112H52V107H51ZM56 112V111H55ZM94 112H96V111H94ZM110 112V111H109ZM121 112V111H120ZM133 112V111H132ZM139 112H141V111H139ZM21 113V112H20ZM19 113V114H20ZM49 113V112H48ZM47 113V114H48ZM63 114H64V111L62 112ZM67 113H68V111H67ZM144 113H145V111H144ZM147 113V112H146ZM192 113V112H191ZM198 113V112H197ZM5 114H7V113H5ZM18 114V115H19ZM28 114H30L29 112H28ZM39 114V113H38ZM44 114V115H45ZM53 114V113H52ZM51 114V115H52ZM54 114H57V112L56 113H54ZM96 114V113H95ZM99 114V113H98ZM97 114V116H99ZM109 114V113H108ZM107 114V115H108ZM122 114V113H121ZM143 114V111L141 112V115ZM22 115H23V113H21V117H22ZM49 115V114H48ZM69 115H70V113H69ZM94 115V114H93ZM124 115V114H123ZM126 115V114H125ZM140 115V114H139ZM144 115V114H143ZM143 115L142 116H140V117H143ZM146 115V114H145ZM148 115H149V112H148ZM183 115H184V113H183ZM192 115V114H191ZM199 115V114H198ZM198 115H195V116H198ZM39 116H40V114H39ZM47 116V115H46ZM54 116V115H53ZM64 116V115H63ZM130 116V115H129ZM147 116V115H146ZM163 116V115H162ZM189 116V115H188ZM193 116V115H192ZM25 117V116H24ZM56 116H54V118H55ZM59 117V116H58ZM60 117H62V116H60ZM59 117V118H60ZM96 117V116H95ZM149 117V116H148ZM6 118V122H8V123H10V122H16L17 121V119H16V115L13 113V112H10V113H8L7 114V116L5 117ZM26 118V117H25ZM36 118V117H35ZM54 118H51V119H54ZM67 118H69V117H67ZM71 118V117H70ZM104 118H105V116H104ZM131 117H129V118H126L128 121H127V123L129 122V119H130ZM147 118V117H146ZM161 118V117H160ZM38 119H39V117H38ZM50 119V120H51ZM63 119V118H62ZM122 119V118H121ZM123 119H125V118H123ZM137 119V118H136ZM143 119H145V118H143ZM150 119V118H149ZM28 120V119H27ZM61 120V119H60ZM65 120V119H64ZM74 120V119H73ZM79 120V119H78ZM81 120H82V116H81ZM99 120V119H98ZM131 120H133V118L131 119ZM146 120V119H145ZM165 120V119H164ZM20 121V120H19ZM25 121H26V119H25ZM67 121V120H66ZM66 121H61V122H64V124H65V122ZM75 121V120H74ZM74 121H72V123L74 122ZM80 121V120H79ZM124 121V120H123ZM136 121V120H135ZM147 122H149L148 120H146ZM155 121V120H154ZM167 121V120H166ZM170 121V120H169ZM207 121V120H206ZM47 122H50V121H47ZM53 122V121H52ZM51 122V123H52ZM57 122H58V120H57ZM61 122H59L58 123V125L59 124H61V133H60V136H61V134H62V132H63V135L62 136H64V138H65V131H62V130H64V128H63V126H62V123ZM69 122H71V121H69ZM99 122V121H98ZM97 122V123H98ZM132 122V121H131ZM143 122H144V120H143ZM142 122V123H143ZM150 122H151V120H150ZM71 123V124H72ZM75 123L76 122H74L73 124L75 125ZM81 123V122H80ZM79 123V124H80ZM127 123H125V125L127 124ZM152 123V122H151ZM161 123V122H160ZM159 123V124H160ZM168 123V122H167ZM171 123V122H170ZM32 124H34V123H32ZM38 124H39V122H38ZM46 124V123H45ZM54 124H56V123H54L53 122V127H54ZM95 124V123H94ZM121 124V123H120ZM129 124H130V122H129ZM128 124V125H129ZM141 124V123H140ZM2 125V124H1ZM26 125V124H25ZM51 125V124H50ZM70 124L69 123H67L66 124V126L68 127ZM118 125H119V123H118ZM128 125H127V127L126 128H129L128 127ZM147 125H149L148 123H147ZM199 125V124H198ZM199 125V126H200ZM35 126V125H34ZM52 126V125H51ZM56 126H57V124H56ZM60 126V125H59ZM65 126V127H66ZM75 126H77V123H76V125ZM131 126V125H130ZM140 126V125H139ZM163 126V125H162ZM161 126V127H162ZM53 127H52V129L51 130H53ZM66 127V128H67ZM112 127H113V125H112ZM118 127H121V131L122 130H124L125 129V126L123 125V126H118ZM158 127H160V126H158ZM160 127V128H161ZM165 127V126H164ZM21 128H23L22 127V125H21ZM35 128V127H34ZM46 129H47V127H45ZM44 128V129H45ZM55 128H57V127H55ZM60 128V127H59ZM68 128H72V126H69ZM50 129V128H49ZM73 129V128H72ZM80 129H82V128H80ZM115 129H117L116 127H115ZM115 129H114V127H113V129L111 128V131H112V133H113V131H114V133L116 132V133H119L118 131L120 130H116L115 131ZM169 129V128H168ZM19 130V129H18ZM22 130V129H21ZM35 129H32V131H34ZM126 130V129H125ZM125 130H124V132H125ZM128 130V129H127ZM159 130V129H158ZM55 130H53V132H54ZM58 131V130H57ZM143 131V130H142ZM163 131V130H162ZM181 131V130H180ZM34 132H36V131H34ZM46 132V131H45ZM47 132H48V130H47ZM67 132H69V130L67 131ZM66 132V133H67ZM70 132H71V130H70ZM129 132V131H128ZM19 133V132H18ZM29 133V132H28ZM58 133H59V131H58ZM57 133V134H58ZM80 133V132H79ZM81 133H84V132H81ZM126 133H127V131H126ZM139 133V132H138ZM171 133H168V134H170V136L172 135ZM55 134H56V131H55ZM55 134H53V136L55 135ZM69 136H70V134L69 133H67ZM119 134H121V133H119ZM21 135V134H20ZM31 135V134H30ZM49 135H51V133L49 134ZM79 135V134H78ZM80 135H82V134H80ZM123 135V134H122ZM126 135V134H125ZM144 135H146V137L144 136ZM161 135V134H160ZM32 136H34V135H32ZM59 136V137H60ZM61 136V137H62ZM76 136V135H75ZM121 136V135H120ZM143 136L145 137V138H143ZM165 136H167L168 137V135L166 134ZM169 136V137H170ZM7 137V136H6ZM22 137V136H21ZM37 137V136H36ZM55 137V136H54ZM68 137V136H67ZM66 137V138H67ZM71 137V136H70ZM78 137V136H77ZM126 137H127V135H126ZM72 138V137H71ZM119 138V137H118ZM117 138V139H118ZM123 138V137H122ZM30 139V138H29ZM37 139H38V137H37ZM50 139V138H49ZM63 139V138H62ZM70 139V138H69ZM73 139H75V138H73ZM78 139V138H77ZM116 139V140H117ZM120 139V138H119ZM201 139V140H200ZM36 140V139H35ZM40 140V139H39ZM60 140H61V138H60ZM71 140V139H70ZM115 140V139H114ZM121 140V139H120ZM124 140H125V136H124ZM26 141V140H25ZM74 142H75V140H73ZM78 141H79V139H78ZM109 141V140H108ZM121 141H123V140H121ZM39 142H41V141H39ZM80 142V141H79ZM119 142V141H118ZM124 142V141H123ZM12 143V142H11ZM42 143V142H41ZM82 143V142H81ZM80 143V144H81ZM74 144V143H73ZM202 145V144H201ZM81 146H82V144H81ZM130 146H131V144H130ZM128 147V146H127ZM36 148V147H35ZM35 148H34V150H35ZM72 148V147H71ZM70 148V149H71ZM125 148V147H124ZM215 148V147H214ZM217 148V147H216ZM81 149V148H80ZM204 150V149H203ZM206 150V149H205ZM94 151V150H93ZM113 151H115V150H102V151H100L98 154H97V156H96V152H95V156H96V159H95V161L94 160H92V161H94L95 163H98V162H102V164H104L103 163V158H105V157H107L108 155L110 156V155H113L115 152H113ZM207 151V150H206ZM210 151V150H209ZM212 151V150H211ZM210 151V152H211ZM214 151V150H213ZM216 151V150H215ZM90 152V151H89ZM98 152V151H97ZM39 153V152H38ZM93 153V152H92ZM203 153V152H202ZM205 153V152H204ZM209 153V152H208ZM252 153V152H251ZM57 154V153H56ZM86 154V153H85ZM84 154V155H85ZM89 154V153H88ZM214 154V153H213ZM212 154V155H213ZM249 154H250V152H249ZM66 155H68V157L66 156ZM92 155V154H91ZM91 155H90V157H91ZM94 155V154H93ZM115 155V154H114ZM230 155V154H229ZM241 154H240V156H242ZM251 155V154H250ZM89 156V155H88ZM227 156V155H226ZM248 156V155H247ZM247 156H244L245 158L247 157ZM47 157V156H46ZM115 157V156H114ZM221 157V156H220ZM223 157V156H222ZM221 157V158H222ZM228 158H230L229 156H227ZM250 157V156H249ZM48 158V157H47ZM54 158V157H53ZM63 158H65V160L63 159ZM87 158H89V157H87ZM205 158L207 159V157L205 156ZM211 158V157H210ZM216 158V157H215ZM220 158V159H221ZM232 158V157H231ZM233 158H237L236 156L235 157H233ZM242 157H240V159H241ZM251 158V157H250ZM45 159V158H44ZM61 161H60V160ZM68 159V161H69V163H67L66 162V160ZM108 159V158H107ZM213 159V158H212ZM218 159H219V157H218ZM219 159V160H220ZM223 159V158H222ZM239 159V158H238ZM238 159H236V164L237 165H241V163H243V162H241L240 160V162L239 163H237L238 162ZM243 159V158H242ZM216 160V159H215ZM224 160V159H223ZM222 160V161H223ZM116 161V160H115ZM206 161V160H205ZM221 161V162H222ZM224 161H226V159L224 160ZM224 161H223V163H224ZM104 162H106L105 160H104ZM215 162V161H214ZM93 163V162H92ZM109 163V162H108ZM204 163V162H203ZM209 164H210V162H208ZM211 163H213V160H212V162ZM217 163V161L215 162V164L214 165H217L216 164ZM223 163H221V164H223ZM245 163V162H244ZM247 163V162H246ZM110 164V163H109ZM108 164V165H109ZM200 164V166L202 165L201 163H199ZM199 164L197 165V166H199ZM207 164V163H206ZM35 165V164H34ZM74 165L76 166V168L74 167ZM93 165H94V163H93ZM98 165V164H97ZM195 165V166H194ZM212 165V164H211ZM224 165V164H223ZM223 165H221L220 167H222ZM225 165H226V163H225ZM237 165H235V166H237ZM12 166V165H11ZM103 166V165H102ZM208 166V165H207ZM231 166H232V164H231ZM246 166H247V164H246ZM98 167H101V166H98ZM203 167V166H202ZM205 167V166H204ZM203 167V168H204ZM210 167H212V166H209V168ZM219 167V166H218ZM217 167V168H218ZM227 167L229 168V169H231L230 167H229V165H227ZM233 167V166H232ZM242 166H240L239 168H241ZM247 167H249V165L247 166ZM9 168V167H8ZM83 168V167H82ZM92 168V167H91ZM108 168V167H107ZM106 168V169H107ZM113 168H114V165H113ZM208 168V169H209ZM236 168V167H235ZM40 169V168H39ZM76 169V170H75ZM101 169V168H100ZM103 169H104V167H103ZM202 168L200 167V171L202 172V170H201ZM205 169V168H204ZM236 169H238V168H236ZM236 169H235V171H236ZM244 169H247V168H244ZM252 169V168H251ZM250 169V170H251ZM214 170V169H213ZM213 170H212V172H213ZM228 170V169H227ZM239 170V169H238ZM255 170H254V172H255ZM34 171H35V169H34ZM100 171V170H99ZM113 171V170H112ZM209 172H210V169L208 170ZM222 171H224V170H222ZM253 171V170H252ZM15 172V171H14ZM38 172V171H37ZM42 172V171H41ZM91 172V171H90ZM102 172V171H101ZM100 172V173H101ZM206 172V171H205ZM226 172V171H225ZM228 172H230V171H228ZM247 172H249L248 171V169H247V171H246V173ZM12 173V172H11ZM107 173V172H106ZM208 173V172H207ZM206 173V174H207ZM233 173L235 174V172H234V170H233ZM232 173V174H233ZM249 173H251V171L249 172ZM12 174H14V173H12ZM17 174H19V173H17ZM30 174V173H29ZM82 174V173H81ZM222 174V173H221ZM224 174V173H223ZM234 174H233V176H234ZM237 174V173H236ZM241 174V175H242ZM254 174V173H253ZM28 175V174H27ZM91 175V174H90ZM96 175V174H95ZM199 175V174H198ZM209 175V174H208ZM226 175V174H225ZM248 175V174H247ZM89 176V175H88ZM97 176H98V173H97ZM227 176H228V174H227ZM232 176V177H233ZM237 176V175H236ZM235 176V177H236ZM239 176V175H238ZM237 176V177H238ZM10 177V176H9ZM82 177V176H81ZM94 177V176H93ZM210 177V176H209ZM212 177V176H211ZM210 177V178H211ZM231 177V176H230ZM240 177V176H239ZM247 177V178H248ZM35 178H36V176H35ZM90 178V177H89ZM96 178V177H95ZM208 178V177H207ZM213 178V177H212ZM83 179V178H82ZM81 179V180H82ZM85 179V178H84ZM83 179V180H84ZM94 179V178H93ZM99 179H100V177H99ZM173 179V178H172ZM205 179V178H204ZM218 179V178H217ZM217 179H216V181H217ZM219 179H221V177L219 178ZM235 179V178H234ZM245 179V178H244ZM16 180V179H15ZM80 180V181H81ZM206 180V179H205ZM222 181L224 180V179H221ZM93 181V180H92ZM213 181V180H212ZM225 181H226V179H225ZM230 181V180H229ZM245 181V180H244ZM12 182V181H11ZM17 182V181H16ZM145 182V181H144ZM201 182H202V179H201ZM4 183H5V181H4ZM7 183V182H6ZM14 183V182H13ZM12 183V184H13ZM19 183V182H18ZM99 183V182H98ZM101 183V182H100ZM146 183V182H145ZM144 183V184H145ZM208 183H210V182H208ZM221 183V182H220ZM219 183V184H220ZM2 184H3V182H2ZM15 184V183H14ZM161 184V183H160ZM168 184V183H167ZM201 184H203V183H201ZM206 184V186L208 187V185H207V183H205ZM211 184H214V185H216L215 183H214V181H213V183L211 182L210 183V185ZM41 185H42V183H41ZM80 185V184H79ZM95 185V184H94ZM103 185V184H102ZM191 185V186H190ZM199 185V189L201 188L202 189V187H200V184H198ZM197 185V186H198ZM204 185V184H203ZM218 185V184H217ZM2 186V185H1ZM98 186H100V185H98ZM148 186V187H149ZM163 186V185H162ZM166 186V185H165ZM224 186L225 185H223V188H224ZM236 186H238V187H236ZM6 187V186H5ZM4 187V188H5ZM7 187H8V185H7ZM6 187V188H7ZM22 187V186H21ZM41 187V186H40ZM94 187V186H93ZM93 187H91V188H93ZM186 187V186H185ZM203 187H205V185L203 186ZM211 186H209V188H210ZM219 187H221V186H219ZM226 187V186H225ZM14 188V187H13ZM17 188V187H16ZM95 188V187H94ZM97 188V187H96ZM100 188V187H99ZM150 188H152V187H150ZM161 188H163V190H164V187H161ZM174 187H172V189H173ZM231 188H230V190H231ZM249 188V189H248ZM98 189V188H97ZM96 189V190H97ZM101 189H100V191H101ZM166 189V188H165ZM177 189H176V191H177ZM204 189V188H203ZM224 189H226L227 190V188H224ZM245 191V193H244V197H246V198H248V199H246V200H248L249 201V203L250 204H247L246 203V201H244L243 200V196L241 197V195L240 194H238L239 193V191H243V190ZM7 190V189H6ZM9 190V189H8ZM19 190V189H18ZM99 190V189H98ZM163 190L161 189V190H159V191H162L163 192ZM168 190H171V189H168ZM167 190V191H168ZM174 190H175V188H174ZM173 190V191H174ZM181 190V191H182ZM206 190H208V189H206ZM262 190H264V189H262ZM22 191V190H21ZM77 191L79 192L78 194H77ZM152 191V190H151ZM165 191V190H164ZM176 191H174L176 194H177V192ZM181 191H180V194L179 195H181ZM1 192V191H0ZM3 192V191H2ZM41 192V191H40ZM95 192V191H94ZM166 192V191H165ZM164 192V193H165ZM170 192V191H169ZM174 192H173V194H174ZM179 192V191H178ZM200 192H203V190L201 191L200 190ZM18 193V191H16V194ZM96 193H98L97 191H96ZM101 193V192H100ZM106 193V194H105ZM161 193V192H160ZM171 193V192H170ZM262 193H264V191H262ZM146 193H144V195H145ZM163 194V193H162ZM166 194H168V192L166 193ZM228 194V193H227ZM230 194V193H229ZM102 195V197H104ZM170 195V194H169ZM261 195V194H260ZM9 196V195H8ZM17 196H19V195H17ZM96 196V195H95ZM101 196V195H100ZM142 196V195H141ZM201 196H199V197H201ZM1 197V196H0ZM3 197H7V195L5 194ZM3 197H1V201H0V261L1 260H3V262L4 261H6L7 263H8V261L11 259H13L14 260V256L15 255H17L18 256V258H17V260L19 259L20 260V262H24L25 260V258H27V259H30V256L29 255H31L32 256V259L31 260H36V261H34V262H32L31 264H35V263H38L39 264V260H40V255H38L39 253H37L36 251H35V249L32 251V250H27V249H25L24 247H23V249H25V251L24 252H28V254L29 255H27L26 256V253L24 254L23 253V251L21 250V249H17L16 250V247H20L21 245H19L20 243H21V235H22V229L20 228L21 226H20V218L18 217V216H15V214L17 213L15 210H14V206H12V204H11V202H10V200H9V202H8V204H3V202L5 201L4 199H2ZM98 197H99V194H98ZM262 197V196H261ZM165 198H168L167 196L165 197ZM178 198V197H177ZM177 198L175 199L176 201H179V200H177ZM183 198V197H182ZM99 199V198H98ZM100 199H102L101 197H100ZM141 199V198H140ZM171 199V198H170ZM179 199H181V197H179ZM192 199H193V197H192ZM195 199H196V197H195ZM208 199V198H207ZM20 200V199H19ZM89 200H91V201H89ZM103 200H104V198H103ZM103 200L101 201V202H103ZM262 200H264V199H262ZM140 201V200H139ZM139 201H137V202H139ZM159 201V200H158ZM163 201V200H162ZM161 201V202H162ZM175 201V202H176ZM183 201V200H182ZM185 202H186V200H184ZM184 201H183V204H184ZM200 201H202L201 199H200ZM212 201V200H211ZM100 202V201H99ZM100 202V203H101ZM203 202V201H202ZM243 202H245V204L244 205H242L241 207L240 206H238V205H241ZM158 203V202H157ZM163 203V202H162ZM167 203H168V201H167ZM171 203V202H170ZM173 203V202H172ZM177 203H179V202H177ZM189 203V201L187 202V204ZM206 203H208V202H206ZM209 203H211L210 201H209ZM22 204V203H21ZM20 204V205H21ZM24 204V203H23ZM72 204V203H71ZM164 204V203H163ZM169 204V203H168ZM181 204H182V202H181ZM181 204H179V205H181ZM99 205V204H98ZM101 205V204H100ZM165 205V204H164ZM209 205V204H208ZM155 206V205H154ZM159 206V205H158ZM175 206V205H174ZM174 206H172L171 205V208L172 207H174ZM189 207L188 205H186L185 204V207ZM211 206H212V203H211ZM255 206V205H254ZM35 207V206H34ZM62 207H63V205H62ZM87 207V208H88ZM139 207V206H138ZM137 207V208H138ZM165 207H169V205L168 206H165ZM164 207V208H165ZM181 207V206H180ZM209 207H210V205H209ZM88 208V209H89ZM159 208V207H158ZM183 208H184V206H183ZM59 209V208H58ZM157 209V208H156ZM169 209H170V207H169ZM168 208H167V210H168V212L169 213H167V210L165 211V214H167V215H162L161 213H160V216H157V218H153L152 220H153V223H147V224H149V226L150 227H148V229H156L157 227H160V226H158V225H160L161 224V226L163 225V224H170V223H168V222H170L171 221V225L172 224H174L173 226H172V228H170L169 227V229H173V230H175V229H178L177 227L180 225V223L179 224H177L176 222V218H173V217H171V213L172 212H170V210H169ZM177 209H178V207H177ZM180 209H182V208H180ZM207 209V208H206ZM30 210V209H29ZM54 210V209H53ZM60 210V209H59ZM71 210V209H70ZM69 210V211H70ZM179 210V209H178ZM185 210H187V209H185ZM58 210H56V212H57ZM66 211V210H65ZM157 211V210H156ZM156 211H155V213H156ZM161 211V210H160ZM160 211H158V212H160ZM162 211H163V209H162ZM180 211H182V210H180ZM240 211H242V212H240ZM86 212V211H85ZM158 212H157V215H158ZM175 212H176V210H175ZM184 212V211H183ZM233 212V211H232ZM231 212V213H232ZM235 212V213H236ZM68 213V212H67ZM70 213V212H69ZM82 213V215H83V212H81ZM87 213V212H86ZM178 213V212H177ZM180 213V212H179ZM186 213H188V210H187V212ZM235 213L233 214V216L235 215ZM250 213V212H249ZM260 213V212H259ZM56 214V213H55ZM142 214V213H141ZM168 214H170L169 216H168ZM182 214V213H181ZM209 214V215H208ZM40 215V214H39ZM38 214L36 215V216H39ZM70 215V214H69ZM68 215V216H69ZM81 215V216H82ZM84 215H85V213H84ZM83 215V216H84ZM143 215V214H142ZM155 215V214H154ZM153 214H152V217L154 216ZM175 215V214H174ZM176 215H178V214H176ZM183 215L185 216L186 214H184L183 213ZM183 215L181 216V218L183 219ZM205 215V214H204ZM230 215V214H229ZM228 215V216H229ZM237 215V214H236ZM56 216V215H55ZM165 216V217H164ZM191 216V215H190ZM189 216V217H190ZM194 216V215H193ZM232 216V215H231ZM237 216V217H238ZM247 216V215H246ZM63 217V216H62ZM178 217H180V215H178ZM249 217V216H248ZM253 217H256L255 215L253 216ZM253 217H251V218H253ZM41 219H42V217H40ZM44 218V217H43ZM46 218V217H45ZM87 219V217H84V219ZM90 218V217H89ZM149 218V217H148ZM166 218V219H165ZM180 218V219H181ZM187 218V217H186ZM185 218V219H186ZM226 218V217H225ZM228 218V217H227ZM38 220H39V218H37ZM150 219L151 218H149V221H150ZM173 219H175L174 220V223L172 222V220ZM179 219V218H178ZM180 219H179V221H180ZM194 219V218H193ZM193 219L192 218H190V221L192 220L193 221ZM254 220H256V218H253ZM253 219H251V220H253ZM63 220V219H62ZM77 220V219H76ZM80 220V221H79ZM118 220H121V222L120 221H118ZM148 220V219H147ZM151 220V221H152ZM184 220V219H183ZM183 220H181L180 222H182ZM189 220V219H188ZM199 220V219H198ZM197 220V221H198ZM203 220V221H204ZM249 220H250V218H249ZM248 220V221H249ZM261 220V219H260ZM259 220V221H260ZM3 221V222H2ZM22 221H23V219H22ZM64 221V222H65ZM91 221H89V222H91ZM118 221V222H117ZM176 221V222H175ZM185 221V220H184ZM183 221V222H184ZM234 221V222H233ZM236 221H237V219H236ZM238 221H239V218H238ZM261 221H264V220H261ZM260 221V222H261ZM39 222H41V221H39ZM44 222V221H43ZM45 222H46V220H45ZM80 222V223H79ZM86 222V221H85ZM117 222V223H116ZM146 222V221H145ZM229 222L231 223V224H229ZM251 222V221H250ZM249 222V223H250ZM258 222V221H257ZM42 223V222H41ZM114 223V224H113ZM187 223V227L190 225H188V223H190L189 221L188 222H186ZM198 224H201V223H199V221L197 222ZM237 223V222H236ZM144 224H146V223H144ZM144 224H141V225H144ZM183 223H181V225H182ZM241 224V223H240ZM262 224V223H261ZM43 224H41V226H42ZM64 225H63V227H64ZM87 225V224H86ZM166 225V226H167ZM194 225H195V223H194ZM259 225V224H258ZM45 225H43V227H44ZM48 226H50L49 224H48ZM65 226V227H66ZM88 226H89V223H88ZM110 226V227H109ZM168 226H170V225H168ZM193 226V225H192ZM197 227L199 226V225H196ZM237 226V227H236ZM249 226H251V224H249ZM262 226H264V225H262ZM25 227V226H24ZM120 227H127V229L128 230H126L125 232H117V230L120 228ZM146 227V226H145ZM165 228V226H162V228ZM42 228V227H41ZM45 228H46V226H45ZM53 228V227H52ZM77 228V227H76ZM83 228V227H82ZM109 228V232L106 234V236L105 237H101L102 236V234L104 233V232H106V230ZM161 227H160V232H162L161 231V229H162ZM181 228V230H182V227H180ZM190 227H188V229H189ZM238 228V229H237ZM250 228V227H249ZM47 229V228H46ZM63 229V228H62ZM147 229V228H146ZM165 229H167V227L165 228ZM169 229L167 230V231H169ZM191 229H193V227L191 228ZM261 229H264V228H260V230ZM26 230V229H25ZM44 230V229H43ZM48 230H49V228H48ZM67 230V229H66ZM71 230V229H70ZM75 230V229H74ZM158 230V229H157ZM158 230V231H159ZM234 230V231H233ZM259 230V229H258ZM64 231V230H63ZM124 231V230H123ZM148 231V230H147ZM147 231H146V233H147ZM154 231V230H153ZM175 231H177V233L179 232V230H175ZM175 231L174 232H172L171 234L173 235V234H175ZM74 232V231H73ZM149 232V231H148ZM151 232V231H150ZM157 231H155V233H156ZM171 232V231H170ZM170 232H169V235H170ZM229 232V231H228ZM242 232V233H243ZM258 232V231H257ZM258 232V233H259ZM158 233V232H157ZM156 233V235H158ZM166 233V232H165ZM189 233H190V229H189ZM42 234V233H41ZM66 233H62V236H64ZM71 234V233H70ZM143 234V233H142ZM152 234V233H151ZM150 234V235H151ZM159 234H161V233H159ZM164 234V233H163ZM162 234V235H163ZM228 234H230V233H228ZM249 234V233H248ZM48 235H50V232H49V234ZM147 235H149V234H147ZM171 235V236H172ZM177 235V234H176ZM227 235V234H226ZM251 235H252V233H251ZM256 235V234H255ZM254 235V236H255ZM259 235V234H258ZM41 236V235H40ZM144 236V235H143ZM161 236V235H160ZM159 236V237H160ZM165 236V235H164ZM166 236H167V234H166ZM170 236V237H171ZM179 236V235H178ZM176 237L175 235H174V237L175 238H177V239H179L180 238V236L179 237ZM183 236V235H182ZM26 237H27V235H26ZM55 237V236H54ZM159 237L157 238V237H153V238H151V236H148L147 238H146V240H145V243H147L148 241H149V243L150 244H152V242H157L158 240L157 239H159ZM169 237V236H168ZM28 238H29V236H28ZM30 238H32V236L30 237ZM37 238V237H36ZM35 238V239H36ZM39 238V237H38ZM37 238V239H38ZM51 238V237H50ZM63 238V237H62ZM73 238L75 239H77L76 240V242H75V244H72L73 242ZM161 238L163 239V237L161 236ZM165 238V237H164ZM174 238V239H175ZM36 239V240H37ZM44 239V238H43ZM42 239V240H43ZM64 239V238H63ZM62 239V240H63ZM143 239V240H142ZM162 239H160L161 240V242H159V243H161V245L164 243V241L162 242ZM167 239V238H166ZM165 239V241H168L169 240V238H168V240H166ZM171 239L173 240V238L171 237ZM171 239H170V241H171ZM27 240V239H26ZM30 240H34V239H30ZM29 240V241H30ZM45 240L47 241V239L45 238ZM52 240V239H51ZM164 240V239H163ZM219 241V243L218 242H216V241ZM258 240V241H259ZM50 240L48 239V242H49ZM65 241V240H64ZM147 241V242H146ZM22 242H23V240H22ZM47 242V243H48ZM60 242V241H59ZM172 242V241H171ZM171 242H169L170 244H171ZM216 242V243H215ZM29 243V242H28ZM35 243V240H34V242H32L31 243V245L32 244H34ZM39 243H40V238H39ZM42 243H43V241H41V246H43L45 243H43V245H42ZM54 243V242H53ZM61 243H63V241L61 242ZM149 243H147L148 244V246H149ZM57 244V243H56ZM133 244V243H132ZM132 244H131V247H132ZM146 244V245H147ZM157 244V243H156ZM169 244V245H170ZM23 245V244H22ZM40 245V244H39ZM53 245V244H52ZM55 245V244H54ZM68 245H71L70 246V248H68L67 246ZM107 246V250L104 252V253H102V254H100L99 255V253H97V251L100 249V248H102L103 246ZM166 245H168V243L166 244ZM169 245H168V247H169ZM24 246V245H23ZM27 246V245H26ZM30 246V245H29ZM28 246V247H29ZM36 246H38V245H36ZM46 246V245H45ZM45 246H43V248L45 247ZM47 246H49V245H47ZM47 246H46V248H47ZM134 246V245H133ZM143 246H144V244H143ZM156 247L157 248V246L154 244L153 245V247ZM163 246V245H162ZM31 247V246H30ZM40 247V246H39ZM122 247V246H121ZM125 247V246H124ZM128 247V246H127ZM130 247V246H129ZM137 247H135V249L137 248ZM152 246L150 245V248H151ZM158 247H159V245H158ZM161 247V246H160ZM167 247V246H166ZM21 248V247H20ZM38 248V247H37ZM59 248H60V246H59ZM123 248V247H122ZM134 248V247H133ZM149 248V247H148ZM155 248V249H156ZM165 248V247H164ZM164 248H161L160 250H164L165 251V249ZM31 249V248H30ZM49 249V248H48ZM104 249V248H103ZM102 249V250H103ZM106 249V248H105ZM129 249V248H128ZM143 249H144V247H143ZM142 249V250H143ZM154 249V250H155ZM158 249V248H157ZM38 250H39V248H38ZM132 250V249H131ZM145 250H146V247H145ZM148 250H150V249H148ZM147 250V251H148ZM153 249H152V251L151 252H153L154 251ZM22 251V253H20ZM40 251V250H39ZM121 251V250H120ZM130 251V250H129ZM133 251V250H132ZM136 251V250H135ZM140 251V250H139ZM168 251V250H167ZM41 252V255L44 253V250H43V252H42V250L40 251ZM49 252V256H51V254H53V251H51V249H50V251H48ZM138 252V251H137ZM150 252V251H149ZM155 252V255H150V259H148V260H146V258H145V260H146V262H145V260H144V263L143 262H141L139 259V261L141 262V263H138V264H152V263H155V264H164L165 262H167L168 260H167V258L168 257H166V255L163 257L162 255L160 256H156V252H159V249H158V251H154ZM162 252V251H161ZM160 252V253H161ZM170 253V252H169ZM130 254H132L131 252H130ZM129 254V255H130ZM135 255H136V253H134ZM141 254V253H140ZM153 254V253H152ZM159 253H157V255H158ZM172 254V253H171ZM170 254V255H171ZM28 256H29V258H28ZM137 256V255H136ZM151 256H152V258H151ZM169 256V255H168ZM40 257V258H39ZM138 257V256H137ZM136 257V258H137ZM187 257V258H186ZM50 258V257H49ZM196 258V259H195ZM8 261H7V260ZM130 257L128 258V260L129 261H125L127 264H135V261H134V259H132L131 261H130ZM169 259V258H168ZM247 259V258H246ZM113 260H112V262H113ZM122 260V261H123ZM137 260V261H138ZM142 260V261H143ZM192 260L190 259V261L192 262ZM14 261H16V259L14 260ZM27 261V260H26ZM42 261V260H41ZM117 261V260H116ZM138 261V262H139ZM170 261H172V259L171 260H169L168 262H170ZM2 262V261H1ZM10 262V261H9ZM17 262V261H16ZM27 262H29V261H27ZM25 263L24 262V264H28V263ZM31 262V261H30ZM63 262V261H62ZM105 262V261H104ZM124 262V261H123ZM247 262V261H246ZM13 263V262H12ZM15 263V262H14ZM42 263V262H41ZM71 263V262H70ZM103 263V262H102ZM114 263V262H113ZM137 263V262H136ZM172 264H173V262H171ZM193 263V264H194ZM250 263V262H249ZM4 264H5V262H4ZM16 264V263H15ZM21 264V263H20ZM69 264V263H68ZM73 264V263H72ZM75 264V263H74ZM100 264V263H99ZM105 264H109V263H107V262H105ZM115 264H117V263H115ZM166 264V263H165ZM168 264H170V263H168ZM192 264V263H191Z\"/></svg>","mask_w":264,"mask_h":264}]
</instances>
